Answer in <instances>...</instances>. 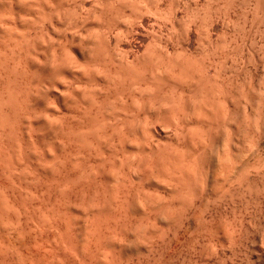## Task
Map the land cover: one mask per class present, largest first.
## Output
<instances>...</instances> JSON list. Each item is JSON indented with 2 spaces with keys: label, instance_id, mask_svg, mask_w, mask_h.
I'll list each match as a JSON object with an SVG mask.
<instances>
[{
  "label": "rangeland",
  "instance_id": "1",
  "mask_svg": "<svg viewBox=\"0 0 264 264\" xmlns=\"http://www.w3.org/2000/svg\"><path fill=\"white\" fill-rule=\"evenodd\" d=\"M2 1H3L2 3H4V0H2ZM60 1L62 2V0H60ZM60 1H56V0L54 1L55 3H57L56 4L57 7L59 6L58 2L61 4V6H63V2L65 0H63L62 3ZM68 1L69 0H66V3H68ZM70 1H73V0H70ZM70 1L68 3L69 5H71ZM0 2H1V0H0ZM45 2H47V0H45ZM45 2H44V4H45ZM81 2H83V3H81ZM99 2H101L102 4ZM106 2H108V3H106ZM48 3H50V1H48ZM74 3L76 5L78 3L82 6H80V5L75 6ZM64 4H65V2H64ZM4 5H5V7H3L1 4L3 9L9 8L7 6L6 1H5ZM65 5H67V4H65ZM65 5L63 6V8L67 7ZM72 5L75 7H73ZM72 5H71V7L68 6L67 9L69 12H70V10L72 12L71 8L73 7L75 10V11L74 10L73 11L76 14H78V18H76L77 15L76 16L74 15L75 17L72 16V13H74V12H72L70 14L73 17V19L72 18H69V19H72V21L76 22L75 26H74V22L72 23L74 26V27L72 26L74 28L73 29L74 32L71 30L72 33L71 32L70 33L74 34L75 31L77 32V30H78V32H79L81 30L80 31L81 32L80 37L81 36L86 37L87 34H85V31L87 29V30H89L88 34L93 35V40H95L96 42H92L91 41L92 36L90 38L89 35H88L89 37L87 36V38H90V39L86 38V40H89V42L91 41L90 43L87 42L85 40V38L83 39V37H81V40L83 39L81 41L79 39V36H75L74 38H75V41L77 43L74 41V38H70L71 36H74V35H71V36H70V34L67 35L68 34L67 32H69V27H70L68 24L70 22H68L69 19L67 18L66 15H68L69 12L64 9L66 11V13H64L65 11L63 12V10H61V8H60V10L62 12L61 11L60 12L62 14L63 19H60V18L59 19L65 21L64 16H63V15H65V19L68 20L67 21L68 24L63 23V25H67L66 26L67 29H66V27H64L65 29L63 28L62 31L65 32V30L66 31L68 30L65 33L66 34L65 38L63 37L64 35L60 36V34H62V33L57 34L58 33L57 29L60 31V29L62 28V26H61L62 24H60V23L63 21L58 23V26L53 27L56 29V35L57 36H55L54 30H50L51 28L48 29V26H50L49 24L52 22V21L50 22L48 20L51 17V13L53 15V12H51L52 8L50 11L48 8H45V10L48 9V12H46L47 14H44L45 12L41 13V14H44V16H46L45 17V19H46V18H48V16H47L48 13L51 12L49 18L47 19V21H49L50 23L47 22V24H46L45 23L46 21L43 22L44 28L42 30L43 31L42 34H44L47 31L46 30V26H47L48 34L47 33H45V34H47V36L49 38L46 39L47 38V36H46L44 38L45 41H47V40L51 41L49 39H50L51 33L53 32L54 35L52 34L53 35L52 38L54 40H56V42H54V43H53V41H51L53 44L57 43L58 42L57 39H60V37H62L61 38L62 41H60L61 43L59 42L58 45L65 47L66 46L65 44H67V47L71 46L68 49L70 51L72 49V53L74 52L73 55L75 57L77 55V57L81 56V58H82L81 53L78 52V50H79L78 48H80V52H82V51L84 52L83 57H85L84 59H86V61H87L84 63L85 64L87 63L86 65H89L92 68L93 71L91 70L90 74H91V77H93V75H94V78H95V83L92 82V81H94V79L91 80V82L94 83V84H91V88H92L91 93H92V90H93L95 84H97V81H98V83L100 84V86L103 90L106 89L105 85L109 86V87L107 86L108 87L107 90L109 88H111L110 90H108V92H110V93H107V91L105 90L104 91V92H106L105 94H107L110 97H114V95L119 96V91L118 92L115 91V88H113V87L115 86L116 83H119V81H120L122 83L124 82L123 83L124 85L126 84L125 85L126 88H124L125 86L123 84L122 85L124 87L121 85V83H119L120 86H122V88L124 90H122V89L120 90L119 89L120 86L117 87L118 89H116V90H120V93H121V91H122V93H124V92L128 93L131 90L132 93H129V94H131V96L132 95L136 96L137 90L139 88L141 89L142 87H144V85H146V83L151 81V79H152L151 75L153 73H154L153 75H155V73H157V74L159 73L161 76L162 73L166 72L165 70H167L166 73H169L174 68H175L174 70L176 72H174V70H172L171 73L174 72V73L178 74L177 72H180V71H181L180 73H182V72H184V70H182L183 68L179 69V67H184L186 60L188 61L189 58L193 61H191L189 59L191 61V63H190V61H188V63L186 65L190 66L189 64H192L191 66H197L198 68L196 67V69H195V67L190 68L191 66L190 67L185 66L186 70L184 73H186L188 71V73H186V74L183 73V76L186 75L185 78L187 76L188 77L189 76L195 77L194 74L196 73V71H198V72L200 71L199 66L201 67V65H202V67L207 66L206 68H208L209 65L211 64L212 66L210 65V67H212V68L209 67L208 70H206L204 68L202 69V67H201L200 74H202L201 72H203V70H204V72H203L204 75H202V76L207 75L208 78L203 77V79H202V77L198 75L199 73L198 74L196 73V75H198L199 78H201V79H198L197 78L198 76L196 77L198 80L201 81L200 83H195L197 86H198V84H200V86H198L197 88H195L196 86L193 82H192L193 86L192 85L189 86L190 82L193 79L196 80V78H193V77H191V78L189 77V79L186 78L187 81H185L184 77H181L182 75H180V78H179V76H178V78L177 77L175 78V76H174L175 74H171L175 79V80H173L172 79L173 77L169 75L170 73L168 74L169 79L167 77V74L164 73L165 77L163 74L162 75L165 79L166 78L167 79L165 80L163 78L162 79L163 81H161V83L163 82L164 84L160 85L161 84L160 80L162 77L154 76V78H153L154 81L157 79V77L160 79V80H158L159 82H157V80H156V82L158 84L157 86L161 87L163 90L161 88L159 90V87L157 88L156 83L154 82L156 89L153 88L152 89L153 91L151 90V93H150L151 88H148V87L154 86L153 82H150L151 84L148 83L147 85H149V86L146 85L147 88H146V86L144 88H146V90H149V93L151 95L149 96L147 94V96H143L145 93L148 92L145 89H143V90L146 92H144L141 89V90H139L140 93L138 92V94H141L142 98H145V99H143L144 101L147 100L146 97H148L149 103L151 102V104H152V102H153L152 100L154 98V100L157 102L156 105L154 103L155 101L153 102L155 105L154 108L156 110L155 112H156L157 116L155 115L154 111L152 113V111L148 110V109L154 110V108L153 107L152 108L147 107L149 104L148 103L146 105L147 101L144 104L146 105V108H147L146 110H148L149 112L148 111L146 112V110L144 109L145 108L143 106L144 104L141 105L143 102H141V104H140V101L139 100L137 101V103L140 104L139 106H141V107L143 106L142 108L139 107L138 104H137V107H135L136 105L134 106L132 104H129L130 101L127 100L130 97L129 94H127V96L129 95V97H126V95L124 97L123 96L124 94H122V95L120 94L124 98L123 102L121 101L122 104L120 105V106H122V105L124 106V107H122V109L125 108L126 111L131 110L130 112H134V116H136V118H135L136 121L134 120V116H133V120H134L133 121L132 117H131L133 115V113H131V115H128L129 113H127V117H131L130 122L132 124L129 122V118L128 119L124 118V117H126V114H125L126 112H124V114H125L124 117L121 116V115H123V114H120L123 112V111H121V109L119 110L121 112L118 111V113L120 114L119 117L124 118V122L121 121L123 119H119V117L117 116L118 114H117L116 110H118L117 108L118 107L120 108V106L118 105L119 102L117 103V101H115V100L117 99L119 101L118 96L115 97L114 103L111 104V102H113V100L111 102H108L109 100H106L107 95H106V97H105V95L103 96V94L101 95V93H103L102 90L101 89L98 90L100 88V86H98V89L96 88L97 91L94 88L93 91H96L95 92L96 96H98L99 98H101V97L105 98L104 100H106V103L107 102L109 103V104L107 103L106 105H109V106H110V104H111V106L114 105L113 106L114 107V113L116 112V114H117L116 116L118 118H116V119L117 120L119 119L118 122L120 121L122 124L125 123L126 125H127V123L125 122V120L127 119L126 121L129 122L128 124L130 126L128 125L126 127L124 124H123L124 125V127H123V126H120L121 123H118L119 124L118 126L123 127L122 130L120 127H118V129H120V131L116 130V131H118V134L121 131H124V130L125 131L127 130V131L126 132L124 131L125 134H124V132H121L123 134H119V136H118V134H116V136H114V141L112 140V142H114L113 144H115V141L119 142L118 139H120V141H121V137L123 138V141H125V143L122 142L123 146L128 144V143L130 144L132 139L136 138V139H134V142L133 141L131 142L132 143V144H130L131 146L128 144L124 147L126 149V151H125V149L123 150L122 148H119L118 142H117L118 145L116 144L117 146H115V145L114 146L118 147L119 149L113 148L114 146H112V145L108 146L109 148H111V149H108L107 144L109 142L112 144L111 139H113V135L115 134L114 132H116V131H114V129L115 128L117 129V126L115 127V125H113V124H111V125H113V127H111L112 129L110 128V123L108 122L109 121L108 119L112 118V120L114 119V121L116 123V121H117V120H115L116 116H114L115 114L114 115L111 114V117H110V113L111 112L113 113V109L111 111L109 109V107H107L109 110L107 109L106 111H108V112L110 111V113H109L110 118L108 116H106V115H108L107 114L108 112L106 113L103 110L105 112L104 115L105 114L106 115L102 119H104L106 121L108 120L107 122H105L107 126L109 124L108 127H106V126L104 127L107 130V132H105V134L109 133V132L114 133V134H112V138H109V136L111 134L110 135L107 134V139L108 138L110 139V140L108 139L109 141L106 138L103 140L102 135L105 136V134H103V132L106 131V130H104V128L101 129V132L98 130L101 133V136L97 135L96 133H95V135L93 134L94 132L92 131V129H94L93 127L97 123H95V124L93 123V126L91 127L92 123L88 124V122H86L87 118H86V120L84 119V116H82V114H83L82 111H83L84 107H87V109L85 108V110H87V112H88L89 111L88 109L90 107L93 108L96 106L91 105V102L87 103V104H89V106L91 105L90 107L83 106V103L87 99V96L85 97V100H84V99H82L84 97L80 98L81 96H79L81 93H78V95L76 93V96H75V94L73 92L76 88L71 89V87L76 86V83H79V82H77V81H79L77 79L81 78V74H83V73H80V77H79V74L76 71L77 69H72L73 71L74 70L76 71V72L74 71V74L70 73L71 72L69 70L70 67H68V70H67L69 72V74H71L73 76L75 75V73H77V75H78L77 79H76L77 75H75L74 79H73V76H72V79L69 75L66 76V80L71 79L70 81L67 80L68 83L71 82L72 80L74 82H76L74 84V86L72 85L73 84L72 82H71L72 84L71 83L68 84L66 82L68 85H66L65 88H67V90H68V88H70L69 90H72V91L68 90L69 94L73 93V95L76 97V99L78 97H79V100L82 99V100H80L81 104H79L78 106H75V105L73 106L71 104L72 100L68 99V98H70L68 96V91L66 89H64L63 87H61L60 84L58 85L60 88H58V86H57V88L55 87L56 89H58V90H56V92L54 90L55 84H53L54 92H52V85H50L49 82L51 83L52 80H54L52 78L55 75L52 77V75L54 74V71L50 69L51 67H49L50 71L47 69L48 67H47L46 63H48V62H46V60L49 61L47 59L48 57L45 58L43 56L44 52H43V54L38 53V52H42L43 51L42 49H41L42 51H40V49L37 50L38 48L36 49L38 51V52L36 51L37 55H38V60H44L46 63L41 62V61H39V62L37 61L36 63L34 62V59L37 60V55L34 56V54H33V53H35L33 46L34 45L36 46V44H34L36 41L33 40L35 42L32 43L33 41L30 39H35V37L37 38L38 36L43 37L40 34V32H42V31L39 32L40 35L37 34L34 38H32L33 37L32 36L29 39L30 40L29 43H31L30 45L34 44L32 47L29 45V49L32 48L33 52L31 50H29V51H31V53L34 57L32 55H30V53H29L30 56H27L28 55V53H27V55L26 54L25 55L28 58H26V56L23 54L24 55L23 57L30 60V61H28L30 63V66L34 65L33 63H35L34 66H36L38 64L37 66L39 68H41L40 71L39 70L37 71L36 70L37 67H36L35 68V70L37 71L36 72L33 68L34 66L33 67L31 66L33 69H31V67L28 65H25V66H28V68H26L24 66L25 70H24V68H22L24 65L22 63V61L26 60V59L24 58V59H22V61H20L22 58L21 57L22 55L19 52V49L17 47H15V50H13V51L16 53V50H18V52L20 54L18 53L19 55L18 54L17 55L21 58L15 57L16 55H13L14 52L11 53L10 50H12V44H11L12 39L6 38V37H8V35H6V33H7L6 29H4L5 35L0 34L1 35L0 37L2 39V35H4L3 40H5V39L11 40V41L8 40V42H7V40H5L6 45H8L7 43L11 42V43H9V46L11 47V49L8 47H5L6 45H3L4 41L1 39H0V41L1 42L3 41V44L0 43V45H3L4 48H8L9 53L5 49V55L6 56L8 55L7 56L8 58H10L9 56L12 55L14 62L12 61L13 60L12 58H10V59L7 58V59L10 60L9 61L10 63L12 61L14 64H15L16 60L19 61L18 62L19 64L21 62L20 65L15 64L16 70H14L15 69L14 67L13 68L9 67V65L11 66L12 63L11 64L8 63L7 67H9L8 69H11V70L10 71L7 70V72L12 73V74H10V76H12L13 74L17 75V76H14V78L15 77L19 78V76H20L21 78H19L17 80L19 81L21 79L23 82L21 80L19 82H17V81H15L16 78L14 79L13 77H11L14 80L12 79L11 83L9 84V83H7L6 79L5 80L3 79L4 77L2 76L3 77L2 79L4 80V82L6 81L8 86L11 85L12 82L14 84L9 86L10 88L5 87L6 84H3L4 87L2 86V84H0V86H1L0 87V91H1L0 96L2 95L0 97V100L3 96L5 98L6 95H9V96L12 95L11 91L14 93L12 95L14 98V96H16V94L19 91L18 89H20V90L25 89L22 86H24V85L26 86V83H28V81L31 82V85L33 86V87H30V83L27 84V86L30 87V92L32 90L31 94L34 97H32V95L29 93V90L27 91V89H25V91H27L30 94V96L28 94H25L27 92L24 93V90H23V93L25 94V96L28 95L29 98L31 99V97H32L31 100H33V102L30 101V103L32 104L31 107H28V104L25 106L26 103L22 104L23 101H22V103L20 101V100H23L22 97L24 98V95H22L23 94L22 91H20L22 93V94L20 93L22 97L20 96L21 97L20 98L17 96L20 99L15 97L18 101H20L18 103H21L23 106H25L28 109V111L31 109L33 112L30 110L29 111L30 116H29L27 111H25V113L27 115L26 117H28V118H24V116H22V115H21L22 117L20 118L16 113L15 114L13 113L15 111L9 110L11 114L13 113L14 115L18 116L20 119L18 117H15L16 123L11 124L12 125L11 127H13V129L12 128L11 129L14 132V136H13V134H12L13 132L11 130H10L11 131L10 133L12 135H10V133L7 131V132H3L5 134L0 136L1 137L0 138V140H1L0 145L4 142L3 145H1L2 147L0 146V150L5 151V155H4V152H0L1 153L0 158L4 157V159H2L3 162L0 161L1 162L0 163V171H1L0 174H2V176H0V182H1L0 186L2 185V187H0V190H2L1 192H3V193L0 192V197H1L0 200L3 199L2 205H0V207L2 206L1 207L2 209L1 208L0 209L1 210L8 209L7 208L8 204L5 207H3V205H5L4 204L5 199L7 201L9 199L8 202L6 201L7 203H10V201L11 202L18 201L16 203H17V206L20 207V208L17 207L18 211L15 208V210L17 211V214H15L16 211L14 212L13 210H10V207H9V210H6V211H8V214H9L8 216H7V214H5L6 211L0 212V215L3 216V217H0V221H1L0 222V239L4 240V242L0 240V246H2L1 243H3V245L5 244L4 247L6 248L5 249L3 247H0L1 248L0 249V264H84V262H85V264H264V250H263L264 249V246H263L264 245L263 244L264 243V195H263L264 194V183H261L264 181V0H112V1L111 0H75V2H72ZM1 6H0V9L2 8ZM90 6H91V8H90ZM46 7L50 8L51 6H50V4H48ZM55 7L56 6H54V10L57 9ZM79 11L82 13H80ZM67 12H68V14H67ZM86 12H87V14H86ZM104 12H105V14H104ZM97 13H99L100 15ZM102 13H103V15H102ZM80 15H81V17L79 18ZM42 16L40 15V17H42ZM54 16L55 15H53V17ZM85 16H86V18H85ZM83 17L85 18V20L88 18L89 22H88V20H86L87 21L86 22ZM42 18H44V17H42ZM81 18L85 21V22L84 21L82 22L83 24L81 23L83 26L82 28H81V26L79 27V25H81V24H79L80 21L78 22V20H76V19H80L82 21ZM51 19L53 20L54 18L51 17ZM57 19L58 18H56V20ZM56 20L55 19L53 20V22H54L53 25L57 24L58 20L57 21ZM90 20H91V22H90ZM1 22H2V20H1ZM1 22H0V25L2 24ZM3 23H4V21H3ZM24 24H22V25H24ZM2 27H4V24ZM50 27H52V25ZM57 27H59V28H57ZM72 27H71V29H72ZM84 27H85V30H83ZM75 28H77V30H75ZM25 29H27V28L25 27ZM25 29H23V30L25 31ZM93 30L95 31V33ZM0 31L3 32V30H1V29H0ZM26 31H28V30H26ZM87 32L88 31H86V33ZM98 33H99V36L97 35L98 36L97 37L95 34H98ZM78 34L79 33H77V35ZM58 35H59V37H58ZM94 36L96 39L94 38ZM102 36H104V37L102 38ZM100 37L102 39H105V38L106 39L102 40V42H100V40H101ZM42 39L43 38L40 39V37H39L38 41L41 42ZM44 39H43V41H44ZM77 39H78V41H77ZM65 40H66V42H65ZM67 40L69 42H67ZM43 41H42V43L44 45L45 41L44 42ZM70 41H72V43L75 42V43H73L75 45L70 43ZM51 42H45V45L47 43L49 44ZM62 42L65 46L62 44ZM79 42H81V43L79 44ZM42 43L37 44V45L41 46ZM85 43H87V44H85ZM91 43H92V45H90ZM93 43H95L94 46H93ZM82 44H84V45H82ZM88 44L90 45V47L92 46L91 49H89L90 47L87 49V47L89 46ZM102 44H103V46L100 47ZM40 46H36V47H40ZM85 46H87V47H85ZM47 47L45 46V49L49 48V47L48 48ZM74 47H75V49H74ZM82 47L84 50L81 49ZM40 48H42V47H40ZM106 49L109 50V52H107ZM86 50H91V52L86 51ZM95 50H96V52H95ZM98 50H100L102 52V56H103L102 59H99V58H101V52ZM104 51L106 52V54L108 53L109 55H111L113 57L112 58L113 61L110 59L108 60V58L111 57L108 54H107V58L104 56L105 55ZM6 52H7V54H6ZM45 52H46L45 54H47V51H45ZM86 52H90L91 54L90 55H89V53L86 54ZM22 53H24V52H22ZM39 54L42 55L46 60L43 59ZM78 54H80V56ZM92 54H93V56H92ZM86 56H87V58H86ZM97 56L99 58H97ZM29 57H33V59H29ZM88 57L91 59L92 65L90 64V61H89L90 59L87 60ZM92 57H93V59H92ZM104 57L108 60L107 61L108 63H111L114 66V68L112 66V69H111L110 64H109L110 67L106 64L107 67H109L111 69V70L109 69V71H108L109 73L112 72V74H115V73H117L116 71H118V69H119V71L122 72L120 75H123L124 68H123V70L121 69V67H123L122 63L120 61V59H121L122 62H125V63L128 62L127 64L130 63L127 66L125 63H123V65L125 64L124 66H126L125 72L129 71V74H130L132 71L133 72L136 71L135 75L132 72L133 77L130 74V78H132L134 81L135 80L138 81L137 83H139V82L142 83L145 79H148V81H146V83L143 82L141 84L142 86H140V84H139L140 87L136 84L138 86V89L136 90V88H137L135 86L136 81L131 82L132 79L129 78L128 74H126L125 77H122V80H121L120 75H118V74L112 75L110 73V75L115 76V78L118 75L119 80L117 78L115 80L114 77L107 75L110 79V80L109 79L108 80L110 82L112 80L113 81H112V85L110 83L105 84L104 81H106L107 79L105 78L106 80H103L104 78L102 76H104L105 74L102 75L103 74L102 68L104 67V69L106 71L108 69H107L106 65L105 66L100 65V64L106 63V61H105L106 59ZM158 57H159V59H158ZM16 58H18V59H16ZM96 58H97V61H96ZM118 58H120V59H118ZM171 58H173L174 61L171 60ZM202 58H203L204 62L202 61ZM78 59L80 60V62L83 63V61H84L83 58H82L83 61L80 58H78ZM114 59L116 61L118 59L120 61V63L118 61L117 62L114 61ZM207 59L210 60L211 62L207 61ZM8 60H7V62H8ZM31 60L33 61L32 63H31ZM94 60H95V62H93ZM100 60H104L105 62L104 61H102V63L98 62ZM136 60L140 61V62H137ZM150 60H151V63H148V62H150ZM162 60L163 61L165 60V61L163 62ZM166 60L169 63V64H167L168 68L166 65V63H167ZM180 60H181V62H180ZM194 60L198 63H195ZM160 61H162L164 63V66L162 65L163 63ZM24 62L29 64L27 61H24ZM97 62L100 64H98ZM114 62H116V64L118 63L117 66ZM209 62H210V64H209ZM43 63L46 65V67H44L45 65L43 66ZM131 63H132V65H131ZM133 63L136 64V67ZM147 63L149 64V66L147 65ZM171 63L177 64L179 66L177 68L178 70H176V67L175 66L173 67V65ZM182 63H183V65H182ZM39 64H42V65H39ZM96 64L98 66L100 65L101 68L98 69V66H96ZM120 64H121V66H120ZM145 64H146V66H145ZM197 64H199V65H197ZM21 65H22V67H20ZM48 65H49V63H48ZM151 65H152V67H151ZM165 65H166V69H165ZM169 65H172V66H170V67H172L171 70H170ZM17 66H19V67H17ZM40 66H43V67H40ZM115 66L117 67V70L113 72V69H116ZM129 66L131 68H134V69L131 70L129 68ZM53 67L55 68L56 66L53 65L52 69H53ZM137 67H139V68H137ZM153 67H155V68H153ZM149 68H151V69L153 68L152 74L150 71L151 69H149ZM163 68L165 69L164 71L162 70ZM188 68H190L191 72L188 70ZM17 69H19L20 71ZM22 69L26 72H24V71L22 72ZM27 69H29L31 73ZM44 69H46V70H44ZM42 70H44V71L42 72ZM99 70H101L100 71L101 73L99 72ZM193 70L195 71V73ZM51 71H53V73L51 75L52 78L49 76L51 78V80H50L48 78L47 73L50 74ZM206 71H207V73H205ZM219 71H220V73H219ZM14 72H17V73H14ZM79 72H81V71L79 70ZM96 72L100 73L101 75L97 74ZM215 72L219 73V74L217 73L218 77H216L217 75H215L216 78L213 77V79H211L210 76L211 75L213 76V74H216ZM42 73H43V75H42ZM136 73L139 75L140 74L142 75V73H143L142 76L146 77L148 75V77H146L145 79H144V77H142L143 81L141 82V80H140L141 78L138 79L137 77H139V75H136ZM190 73L193 75H191ZM18 74H20V75H18ZM24 74H26V75H24ZM95 74H96V77H95ZM23 75L25 78L23 77ZM29 75L30 76L32 75V76L30 77ZM45 75L47 78H45ZM88 75H86V76H88ZM99 76H101V77H99ZM107 76H105V77H107ZM127 76L129 78V80L128 79L125 80V78ZM33 77H35V78H33ZM39 77H41V78H39ZM68 77H70V78H68ZM84 77L85 76L82 75V78H81L82 80L80 79V81L84 82L83 80H86L85 79L86 77L85 78ZM89 77L90 76L87 77L88 78L87 83L91 79V77H90V79H89ZM134 77H136V78H134ZM99 78H100V80H99ZM204 78H205V82H204ZM209 78L211 80L216 79V81L215 80H214L215 82L211 81ZM2 79H0V80L2 81ZM46 79H48L50 81H47ZM56 79H57V77H56ZM59 79H61V78H59ZM75 79H76V81H75ZM64 80H65V78L63 79L62 83L64 82ZM123 80H125V81H123ZM195 80H194V82H195ZM1 81H0V83H1ZM34 81H35V83H37V82L38 83L35 84ZM58 81L60 82V80H58ZM126 81L127 82L130 81V83L134 82L133 83L134 85H131V86L134 88L135 91L132 90L133 88L131 86H129L128 85L129 83L127 84ZM169 81L171 83L173 82L172 85H170ZM181 81H183L184 83ZM206 81L207 82L210 81V83H212V84H210L212 86V88L210 86H208L209 84L206 83ZM82 82L79 83L81 85L80 88H82V86H83ZM180 82H181V84H180ZM2 83H3V81H2ZM41 83H44V84L41 85ZM55 83H56V81H55ZM102 83H104L105 85L103 84L104 86H102ZM167 83H169V84L166 85ZM201 83H202V85H201ZM56 84H58V82ZM109 84L113 87H110ZM119 84H116V85H119ZM203 84L206 88H204ZM13 85H14V87H13ZM15 85H17L16 86L17 88L18 87H20V88L17 89L15 87ZM69 85H71V87ZM80 85L77 84L76 87H78ZM175 85H177V86L175 87ZM35 86L36 87L38 86L39 88H36ZM46 86L49 89H47V88L44 89V87H46ZM67 86H69V87H67ZM127 86H129L132 89L128 88ZM163 86H165V87H163ZM201 86H203V87H201ZM11 87L13 88V90H11ZM29 87H26V88L29 89ZM168 87H169V89L172 88L171 91L173 89L176 91L171 92L167 89ZM200 87H201V89H200ZM1 88H3V89H1ZM7 88H9L8 90L11 94L6 92ZM80 88L78 87L77 90H79ZM207 88H208V92L207 91L206 92L208 94L206 92H202V91L200 92L199 91L202 89H203V91H205ZM4 89H6L5 93H4ZM39 89H40V91H39ZM62 89L66 90V91H63ZM126 89L127 90L129 89V91L126 92L127 91ZM112 90L114 92H117L118 94L115 93L113 95L114 92ZM219 90L222 93H219ZM37 91H39V93ZM59 91L61 93V96H60V94H56L57 92L59 93ZM81 91H82V89H81ZM98 91L101 93H97ZM142 91H143V94H142ZM46 92L49 93V94H47L48 100L44 101V99L46 98ZM78 92H80V91H78ZM153 92H154V95L152 94ZM156 92H158V93H156ZM199 92H200V94H199L200 97L198 95ZM209 92H212V93H210L212 95L211 98L208 97V96H210ZM53 93H54V97H53ZM204 93H206L207 95H205ZM50 94L52 95V97ZM62 94L64 97L62 96ZM98 94H100V95H98ZM170 94H171V96H169ZM17 95H19V93ZM40 95H42L43 97L45 96V98L43 100H40L43 98ZM121 96H120V98H121ZM138 96L139 95L136 96L137 99H138ZM165 96H167L168 99ZM7 97H6V99H7ZM38 97H40V98H38ZM161 97L162 98L164 97L165 100L162 99ZM206 97H208V98H206ZM4 98L2 99V101L5 100L7 102L8 99L6 100ZM13 98H10V99H12L13 101H16V99L14 100ZM71 98L73 99L72 95H71ZM123 98H121L120 100H122ZM202 98H206L205 99L206 102H204L205 100ZM57 99H59V100H57ZM65 99H67V101ZM107 99H109V98H107ZM111 99H113V98H111ZM139 99L142 100L141 98H139ZM157 99L161 102L159 103V101H157ZM174 99H175V101H174ZM183 99H184V102H182ZM207 99H208V101H207ZM74 100H73V102H74ZM79 100L76 103H79ZM83 100H84V102L82 103ZM125 100H127L128 104L132 105L133 107L132 106H131L132 108L127 107L128 109H126V107L124 105ZM177 100H178V102H176ZM179 100H181L182 103ZM202 100H203V102L201 103L200 101H202ZM9 101H11V100H9ZM36 101H38V102H36ZM61 101L63 102V104ZM35 102L39 103V105H36ZM45 102H46V105L49 103V106H51L50 104L53 103L52 106L54 108L52 106H51V108H53L54 110H56V108H57L56 114H58V117L60 120L62 119L61 122L62 121L66 122V123L69 122L67 125L65 123V126H67L65 129L58 127V128H61V132H60V130H58V128L56 129L59 132V135L62 134V132H63V134L64 133L68 134V132L66 133V130L70 131L69 129L71 127H73V125H74V127L72 129H74L75 127L76 128L78 127L77 129H79V130L82 129L83 126L84 127L87 126L86 128H88V125H90L89 126L91 129L90 132L91 131L93 132V133H91V135L86 133V132L89 133V130H87L86 128H83V129H84V131H86L85 134H87L88 138H90L88 140L92 141V142L90 141L92 143L91 146L93 145V141H94V145H95L96 141H97L96 143H99L98 140L102 139V141H100L101 144L107 142V144H105V146L107 147L106 150L104 149L105 148L103 146L104 144H102L101 146H103L104 148L103 147H101V148L104 149L105 151L103 150V153H100V151L102 150L101 148L98 151L100 143L98 144L97 149L94 148L95 150H92L91 147H89V144H87L88 146L86 145V143H85V141H87L86 139L84 140L83 137L81 139V136L79 135L81 141L83 143H85V145H84V144L80 143L81 142L80 139H77V138H79L78 135H77V138L75 137V135L74 136L72 135L74 133H70V135H72V137H75L73 139L68 134L69 136H67L66 138L70 139V137H71V139H70L71 143L67 142L68 139L65 140L67 142L66 143L62 138L66 135L63 136V134H62L61 135L62 137L58 136L57 135L58 132H56V130H54V129L49 130L48 127H46L47 123H46V125H44L45 127L43 126V130L41 129L42 127L40 126L41 127L40 129L42 130L41 131L38 128L40 125V118H38L39 117L38 107L39 108L42 107L43 106L42 104H45ZM126 102H125V104H126ZM164 102H165V104H164ZM59 103H60V105H59ZM166 103H168V104H166ZM173 103H175V104H173ZM21 104H16L17 107L14 104H12V105L10 104L11 106H9L8 104L7 105H8V107H10V109L13 106H15L13 108L17 109L18 105L20 107ZM33 104H34V106L36 105L34 107L35 109L33 108ZM179 104H181V105H179ZM22 105H21V107H22ZM65 105H68V106H65ZM80 105L83 106V108L80 107ZM115 105H117L116 108H115ZM154 105H152V106H154ZM60 106H61V108H60ZM62 106H64L65 108L68 107V108H66L68 110V112ZM72 106H73V108L74 107H77V108H74V109L72 108L70 110V107H72ZM149 106H150V104H149ZM25 107H23V108L25 109ZM78 107H80V108H78ZM134 107L137 110H135ZM138 107L140 109V113H141V111H143L142 109L145 110V111H143L144 114L139 113L140 116H142V114L144 115V119H143V117H140L143 120L138 119L139 117L137 118L136 113L139 110ZM156 107H157L159 112L157 111ZM23 108L21 110H24ZM78 109H81V110L79 111ZM93 109L95 110V109H97V107L93 108ZM93 109L90 110V114H87V112L84 110L85 111V113H84L85 117H87L86 115H89L88 117L90 118L91 117L90 115L92 114V118H94V116L97 115L98 112H100V110L98 111V109H97L98 112H94ZM133 110H135V111H133ZM18 111H20V109L17 110V113H18ZM66 112L68 115H72V117H74L75 119L69 118L68 115L65 117ZM145 112H146L147 116H145ZM157 112H158V114H157ZM230 112H232V113H230ZM10 113H8V114H10ZM19 113H22V111H20ZM79 113H81V114H79ZM101 113L103 114V112H101ZM101 113L97 117L102 116ZM33 114H34V116H33ZM54 114H55V112H54ZM56 114H55V117L57 116ZM149 114H151V116ZM60 115H63L62 118ZM31 116H33L34 119H32ZM77 117H79V118H77ZM80 117H82V119L84 121L81 120ZM106 117H108V118H106ZM146 117H148V120ZM23 118L25 119L26 122L24 121ZM92 118H91V122H93ZM95 118H96V116H95ZM99 118H101V117H99ZM72 119H73V121H71ZM79 119H80V121H83V123L79 122ZM137 119L139 120V122ZM19 120L22 121V123ZM28 120L32 121V123L31 122H29V123L32 125V128H34L33 130H31L32 128H31V125L28 123ZM19 122L23 126H21L19 124ZM24 122L27 124L24 125ZM64 122L62 123L63 125H64ZM134 122L136 124L138 122V127H139V125H140V127L144 126L143 127L144 129H142V131L148 130L146 133L147 135L144 132H143V134L139 135L137 132L141 133L142 131H140L141 130V129H139L140 127L138 128V127H136L137 125L136 126L134 125L135 124ZM85 123H87V124H85ZM111 123H114V122H111ZM149 123H151V124H149ZM17 124H19V126H17ZM62 124H61V126H62ZM98 124H99V127L101 128V126H100L101 124L100 123H98ZM33 125H34V127H33ZM35 125H37V126H35ZM70 125H71V127H70ZM132 125H134L137 128V130H139V131H137L135 128L133 129L135 131H133L132 129H127L128 127L133 128ZM20 127H22V130L20 129ZM24 127H26L28 130L30 129L31 131L29 130V132H28V130L26 129V133L23 132V130L25 131ZM99 127L96 126L95 130L98 129ZM16 128H17V130L20 131V134H21V132H23L24 134L22 133L19 137V133H18L19 131H17ZM37 128L39 131L37 130ZM108 130H110V131H108ZM131 130L133 132H136V134H134V133L132 134ZM231 130H233V131H231ZM15 131L17 134L15 133ZM34 131H37L36 134ZM40 131H41V133H40ZM84 131H82V132H84ZM98 131H97V133H98ZM129 131H130V133H129ZM32 132H34V133H32ZM50 132H52V133L50 134ZM71 132H73V131H71ZM230 132L232 133V135ZM0 133H2V132H0ZM6 133H8L9 136L7 135V137H5ZM100 133H98V134H100ZM229 133L231 136L229 135ZM30 134H32V135H30ZM34 134L36 135V138L34 137L35 136ZM40 134H41V136H40ZM144 134L146 135V137L144 136ZM135 135H137V137ZM11 136L13 138H11ZM39 136H40V138H39ZM95 136H97L98 138L100 136L102 138L101 139L93 138ZM133 136H135V137H133ZM148 136L151 138H149ZM2 137L7 138V139H4V141H3ZM9 137L13 141H15V140L16 141L15 142L11 141V139ZM230 137H232V139H230ZM51 138H53V139L50 141L49 139H51ZM138 138H140V140L143 142H141ZM227 138L230 140V144H229V140L227 142L230 145V146L228 145L229 148H227L230 151V153L225 148V150L227 152V153L225 152L226 156L225 155L223 156V157H226V162H225V161H223V160H225V158L223 160L220 158H222L221 155L224 154L222 152L223 151L222 149L224 148V145H225L224 141ZM8 139H10V140H8ZM26 139L28 140L29 143L26 141ZM31 139H33L32 140L33 142L30 141ZM44 139L48 140L47 143H46V141L44 142ZM74 139L76 141H75V143H72V142H74L73 141ZM93 139H95V140H93ZM5 140H7V144H6ZM38 140H39V142H38ZM78 140L80 142H78ZM135 140L137 142H139L140 145H139V143L137 144V142L135 143ZM103 141H106V142H103ZM30 142L32 143L31 145H32V147L34 146L36 151L32 147L29 148ZM48 142L50 144H48ZM76 142L79 144H76ZM18 143H20V144H18ZM27 143H28V146L25 145ZM9 144L12 147L9 148V146H10ZM51 144L53 145V149H52ZM66 144H68V145H66ZM69 144H71L70 147H69ZM80 144L82 147L80 146ZM141 144H143V145H141ZM50 145H51V148H49ZM83 145L86 147H83ZM94 145L92 146V148L94 147ZM96 145H95V147H96ZM135 145L141 146L142 149H141V147L135 146ZM15 146L17 149L15 148ZM19 146H21V147H19ZM123 146L120 145V147H123ZM128 146L132 147V148L130 149ZM226 146H227V144H226ZM18 147H19V149H18ZM44 147L48 151L44 150L45 149ZM67 147H68V149H66ZM87 147H88V149H91V150H88ZM133 147L134 148L139 147L140 149H137V152H136L135 151L136 148L134 150ZM21 148H22V150L20 151ZM74 148L77 149V151L79 149L78 152L81 155V157H80V155L77 153L79 160L76 159V158H78L76 156L77 154L71 153V152L75 151ZM4 149H6V150H4ZM50 149H51V151H50ZM112 149H115V151L113 150L115 153L113 151H111ZM117 149L118 150L121 149L122 151L119 153V152H117ZM7 150H8V153H7ZM13 150H15V153L18 152L20 154L17 153V155H16L13 152ZM17 150H19L20 152ZM25 150L27 153L25 152ZM42 150L44 152L46 151L45 152L46 155ZM9 151H11V152H9ZM29 151H30V154L32 157L28 153ZM31 151H34V152H31ZM59 151H61V152L59 153ZM84 151H87V152H85L86 154L84 153ZM37 152H39V155H36V154H38ZM41 152L44 154V157L45 156H46V158L49 157L46 159V161H44L46 163L43 162V160H45V158H43V154L40 155ZM49 152H52V154L51 153L49 154ZM53 152H54V155L59 154L58 156H60V158H59L60 161H61L62 155L65 158H67V160H68L66 163L65 158L62 157L65 160L64 163H63V161H64L63 159L61 162V163H63L64 167L62 166V164H59L60 162L56 161V166H54V168L57 167L56 169H58V173L56 172V169L53 168V170H52V166L54 165V163H53L54 160L51 161L53 163V165L50 164L51 163L50 160H52L53 157L55 160L58 159L57 155H56V157L53 155ZM62 152H63V154H62ZM88 152H89V154H88ZM91 152H92V155H91ZM122 152H123V155H122ZM138 152H139V154H137ZM66 153H68L67 155H69V157H71L70 159L66 155ZM75 153H76V151H75ZM2 154H3V156L1 157ZM8 154H9V156H8ZM10 154L11 155L13 154L14 157L16 155V157L15 158L11 157ZM27 154H29V156ZM136 154L138 155V157ZM231 154H233L232 158H229ZM6 155L8 156V158ZM33 155H35L36 157ZM51 155H52V159H51ZM228 155H229V157H228ZM257 155L258 156L261 155V156H259V158H258ZM17 156H18V159H17ZM96 156H97V158L99 156L100 157L102 156V158H103V156H104V158H103V160H101L100 157L97 159ZM123 156H124V159H122ZM255 156H257V157H255ZM5 157H6L7 161H6ZM10 157L14 160L12 161V159H10ZM19 157H21V160ZM24 157H25V159H28V160H25ZM38 157L41 159L43 158V159L42 160L40 159L41 161H38L39 160ZM94 157L96 158V161H94L95 160ZM32 158H33V160H31ZM107 158H108V160H107ZM119 158H120V160H119ZM217 158L219 161L217 160ZM227 158H228V160H227ZM260 158H261V160L258 161L257 159H260ZM71 159H74V160H71ZM99 159H100V161H98ZM231 159H233V160H231ZM9 160H11V161H9ZM36 160H37V162H36ZM75 160H77L78 162ZM112 160H114L115 162ZM118 160H119V162H118ZM249 160L250 161L252 160V161L250 162ZM4 161L5 162H8V161L11 162L10 165H12V166L16 165V162H17L16 166L18 169L21 168V170L18 171L17 168L15 170L14 169H7V168L4 169L5 168V166L3 165ZM21 161L23 163H21ZM28 161H30V162H28ZM33 161H35V162H33ZM70 161H73V162H70ZM102 161H104V162L102 163ZM107 161L110 163H108ZM120 161H122V163H121L122 166H119ZM190 161H192V163L194 162L193 164L191 163V165L193 167V170H191V171L195 172V176H193V175L190 176L191 171L190 172L187 171L188 168L192 169L190 167V164H189ZM215 161H216V163H215ZM221 161H222V164H221L222 166L224 165L223 162H225V165L223 166V167H225L224 170H226L228 167V164L229 163L231 164V162L233 161L236 163H233L232 165L229 164L228 168L231 169V166H233L234 168H232V170L234 172L236 169L238 171L243 170L244 172L242 171V174H244L246 172L245 171L246 169H241L242 167H244V168L248 169V172H246V174H244L245 177H243L244 175H242V178H241L240 171H239V175L237 174L238 173L237 170H236L237 171L236 173H232V171L230 169H229L230 173H228L229 170L228 171L226 170L228 173L227 174L223 169H221V168L219 169ZM245 161H246V163H245ZM39 162H42L43 166H42V164H39ZM69 162H70V164H69ZM74 162H76L75 167L77 169L73 168V166L75 165ZM217 162H219L218 166L215 167ZM18 163H19L20 167H19ZM71 163H72V165H71ZM88 163H90V164H88ZM93 163L95 164V167L93 166L94 165ZM177 163L179 164L180 167H183L186 170L185 171L182 168L185 172H187L186 174H185V172H183V170L181 171L179 166L176 167L175 164H177ZM187 163H188L189 167L184 166V165H187ZM250 163L252 165H250ZM38 164L40 165V167H36V166H38ZM48 164L50 165V167H48L49 166ZM57 164H59V165H57ZM64 164H66V165H64ZM77 164H78L79 168L77 167ZM99 164L102 168H100ZM212 164L213 165L215 164V165L213 166ZM226 164H227V167H226ZM238 164H239V167H238ZM22 165H24V167ZM44 165L48 169V171L46 168H43ZM60 165L62 166L61 167L62 169L60 168ZM69 165H70V167H69ZM83 165L85 167L87 165L88 166H87V168L84 169ZM174 165H175L176 169L179 168L178 170H180L179 171L180 173H182V172L184 173V174L182 173L183 175L181 174L182 182H181V176L179 174H177L178 172L176 173L175 168H174L175 170L173 169ZM194 165L197 166V167H195V168H197V170L194 168ZM235 165H236V167H235ZM241 165H242V167H241ZM249 165H250V167H249ZM26 166L31 167V168H29L30 170L27 169L28 167L25 169ZM254 166H256V169L258 171L255 169ZM1 167L6 171L8 170V172H10L11 175L13 172L11 170H14L13 173L14 174L16 173V175H18V176H16V175L15 176L18 178H16V179H15V177L13 178L14 175L11 177L10 173L4 171ZM32 167H33V169H32ZM88 167H90V168H88ZM96 167L99 170H97ZM213 167L216 168L214 173L216 172V170L219 169V172L224 171L225 174H227L228 176H229V174H232V177H233L232 181H234V183L230 181L228 183V185H231L233 183L232 184L233 187H232V185L228 186L227 183H225L224 187L228 186V188H226V190H224L225 188L224 189L222 188V190L224 192H221L220 189L218 190V188H217L218 185H217V183H215V180L218 183H219V181L221 182V178L223 177L222 176L223 174H222V172H220L222 175L219 173L222 177L220 175L214 174L213 171H211V170H213ZM63 168H65L66 170H63ZM81 168H83V169H81ZM93 168L95 169L94 173H93V171H94ZM106 168H108V169L105 170ZM109 168L110 169L112 168V169L110 170ZM42 169H44V170H42ZM50 169H51V171H50ZM70 169H71V171H70ZM80 169H81V171H80ZM100 169H102V170H100ZM194 169L197 171V173H196V171H194ZM61 170L66 171V172H64V174H63V172L59 174V172ZM116 170H117L118 174L114 173V172H116ZM20 171L21 172L23 171L25 173L22 172L23 173L22 174ZM40 171H41V173H39ZM72 171H74V172H72ZM121 171H123L124 173L123 172L121 173ZM2 172H5V173H2ZM19 172L21 174H19ZM27 172H29L31 174H29V173L27 174ZM75 172L78 173L77 175H78V177L80 176L79 177L80 179L77 177ZM80 172L82 173V175L80 174ZM88 172L91 174H88ZM97 172H100V173L97 174ZM119 172L122 174V175L120 174L121 177L119 176ZM250 172H252V173H250ZM38 173L41 175H39ZM55 173L58 177L54 176ZM66 173L68 174L67 175L68 176L67 182H66L67 178L65 176ZM74 173H75V175H73ZM92 173H93V175H92ZM188 173H190V174H188ZM208 173L209 174L212 173V174L208 175ZM70 174H71L72 178H71ZM233 174H237L238 178H240V179H238V181L239 182L242 181V182L239 183L237 180H235V179H237L236 178L237 176L235 175L236 176L235 177ZM4 175H6V176H4ZM8 175H9V178H8ZM30 175H31V177L34 176L35 178L33 177L31 179ZM86 175L92 176L91 179L90 178L88 179V177H90V176H86ZM116 175H118L121 179H122V176L124 175V180L126 179L124 181V183H123V179L119 180L120 178L116 177ZM212 175L213 176L217 175V176H220L221 178H220V180H218L219 177H216V176L213 177ZM19 176L20 177L22 176V177L19 179ZM26 176H27V178H26ZM51 176H53L52 177L53 179L50 178ZM59 176H61L62 178L61 177L59 178ZM81 176H84V177H81ZM176 176H177V178H176ZM178 176H180V183H182V184H179V181L175 182V179L179 180ZM24 177H25V179H24ZM37 177H38V179H37ZM212 177L213 178L216 177L217 179L215 178V180H213ZM2 178H5V179L2 180ZM69 178H71V179H69ZM103 178H104V180H103ZM192 178H193V181H190V180H192ZM244 178H246V179H244ZM8 179H10L11 181ZM17 179H19V180L16 181ZM34 179L35 180L37 179L36 182ZM60 179L61 180L63 179L66 184L62 180V183H63V186H62L60 184L61 182L59 183V181H61ZM76 179L81 180V181L76 182ZM242 179H244L245 181ZM5 180L6 181L8 180L7 182L9 184H7V182L5 183L4 182ZM21 180L25 181V182L22 181V183H26V184H23L24 186L21 185L22 183L18 184L19 182H21ZM26 180H28V181H26ZM32 180L35 182L32 185L33 187H31V183H30V182H32ZM84 180H85V182H84L85 184L83 183ZM93 180L95 182H93ZM208 180L210 183L212 181L214 182V183L212 182L213 184L211 183L213 186L211 184H209ZM12 181H14L13 185L8 187L10 189L12 187V189H11L12 191H10V189H6L9 191L4 190L7 185H11ZM51 181H52V183H51ZM55 181L58 182V183L56 182V185H54ZM90 181H92V182H90ZM235 181H237L236 184H235ZM47 182H49L48 185H47ZM102 182H104V184L106 183V186L103 185ZM247 182L249 185L247 184ZM16 183H17V185H16ZM39 183H40V185H39ZM78 183L79 184L83 183V184L78 185ZM91 183H93V184H91ZM95 183H97V184L94 185ZM174 183H177V184L174 185ZM28 184L31 187V189L29 188ZM50 184L52 187L49 186ZM207 184L209 186H207ZM254 184H256V186ZM25 185H27V186H25ZM64 185L65 186L67 185L68 187L65 188ZM81 185L82 186L84 185L86 187V189L84 186H83L84 188L81 187ZM88 185H90V186H88ZM93 185L95 188L93 187ZM176 185H178L179 188L175 187ZM38 186H39V188H38ZM72 186L73 187L75 186V187L73 188ZM202 186H203V188H202ZM239 186H241V187L239 188ZM20 187L23 189H21ZM60 187L61 188L64 187L65 191L63 190L64 188L61 189ZM87 187H89L90 190H88ZM105 187H106V189H105ZM116 187H118V188L121 187L122 189L126 188L127 190L125 189V191H124V189H123V191H122L121 188H119L120 190H118V188H116ZM234 187H236V188H234ZM44 188L47 190V192ZM50 188L51 189L54 188V189H52V193H51ZM58 188H60L61 191H59ZM76 188H79V190ZM113 188H116L117 191L115 189L113 190ZM128 188H129V190H128ZM209 188L212 190H209ZM19 189H21V193H19L20 192ZM24 189H26L25 191L28 193L32 192V194L35 195L36 197L33 196V198H32V195L30 193H29L30 195L27 193V197H26V194H24ZM36 189H38L39 191ZM55 189H57V191ZM214 189H216V190H214ZM234 189H236V190H234ZM261 189H263V190H261ZM70 190H71V192H69ZM83 190H86V191L84 192ZM229 190H231V192ZM17 191L19 194L17 193ZM41 191H42V194H40ZM63 191L66 194L62 193ZM66 191H68L69 193H67ZM96 191H98V193L100 192V194H97ZM119 191H122V195H121V192L119 193ZM60 192H61V194H60ZM108 192H109V194H111V192H112V195L109 196ZM125 192H126V195L124 194ZM216 192L219 193V195ZM15 193H16V195H15ZM81 193L84 195L83 198H82L83 195H81ZM186 193L191 198H188L185 195ZM188 193H190V194H188ZM227 193H229V195ZM77 194H78V196H77ZM192 194H193V196H192ZM211 194H213V195H211ZM230 194H233L231 196L233 197L234 200L231 198ZM8 195H9V197H11V196L12 197L9 198ZM24 195H25V197H24ZM39 195H45V196L44 197L41 196L43 198L42 199ZM115 195L117 197H115ZM14 196H16V198ZM21 196L23 197L24 202L21 200V198H22ZM79 196H80V198H79ZM229 196H230L231 200H230ZM112 197H114V198H112ZM119 197H120V199H118ZM35 198H37L36 199L37 205L40 209H38V207L37 208L35 207V205H36V203H35L36 200L34 202ZM226 199H228V200H226ZM40 200L42 201L41 203H40ZM43 200H44V202H43ZM144 200H145V202H143ZM225 200H226V202H225ZM170 202H171V204H170ZM142 203H146L145 205L147 207L150 206V204H148V203H151L150 209H147V207ZM163 203H165L164 205H166L167 208L170 205L169 208L167 209L166 206L164 207ZM0 204H1V202H0ZM40 204L43 205L44 207L41 206ZM25 206H26V208H25ZM33 206L35 208H33ZM45 206H46V208H45ZM142 206H144V208ZM23 209H25V210L23 211V213L21 215L20 212H22ZM38 210L43 211V212L45 211L44 212L45 214H43V212H39ZM234 210H235V212H234ZM2 212H4L3 213L4 215L2 214ZM24 212L26 213V215ZM253 212H254V214H253ZM12 213H14V214L10 215ZM18 213L20 214L21 219L24 221H22L20 219V217H18V215H19ZM23 214L25 215V217L23 216ZM42 214H43V216H41ZM253 215H254V217H253ZM16 216L18 217V220H17ZM36 216H38V218ZM10 217L12 219V222L10 221L11 220ZM8 219H10V220H8ZM41 219L43 221L40 222ZM5 220H7L6 223H4ZM20 220H21V222H20ZM13 221H14V223H13ZM35 221L36 222L38 221V222L35 224ZM35 225H36V227H35ZM16 227H18L17 228L18 230L16 229ZM244 231H246L247 233ZM223 232H224V234H223ZM225 232H226V234H225ZM228 234L229 235L232 234L230 237H234L235 239L234 238L230 239ZM235 234H236V236H234ZM238 234H239V236H238ZM225 236L229 239L225 240V239H227ZM258 237H260V238H258ZM221 240H222V242H221ZM231 240H233L234 246L236 245V247H234L235 250L232 246L233 244H231V242H232ZM235 240H236V242H235ZM238 240H239V242H238ZM260 240H262L261 242H263V243H261ZM222 243H224V244H222ZM228 243H230L231 245ZM231 251L232 252L234 251L232 253L234 255L236 253H238V254H236L235 257L233 258L234 255H231ZM105 253L108 254L109 256L105 255ZM88 255H90V257ZM105 256H107L108 258ZM111 256H113L114 259H112ZM86 257H88L91 262H89L88 258H86ZM109 259H110V261H109Z\"/></svg>",
  "mask_w": 264,
  "mask_h": 264
},
{
  "label": "bare ground",
  "instance_id": "2",
  "mask_svg": "<svg viewBox=\"0 0 264 264\" xmlns=\"http://www.w3.org/2000/svg\"><path fill=\"white\" fill-rule=\"evenodd\" d=\"M5 1L7 2V6H8L9 8H6V9L4 8V9H3V7H5V5H4V4H5ZM43 1L45 2V0H4V3H2L3 1L1 0L0 3L2 4L3 7H2L1 4H0V6L2 7V8L0 9V22H1V20H2V22H1L2 24L0 25V27H1L0 29L3 30V32L0 31V34H4V35H5L4 29H6V32H7L6 35H8V37H6V38H11V39H12V43L9 42V43L12 44V50H10V51H11V53L14 52L13 50H15V47H17V48L19 49V52H20L21 55H22V56H21L22 58L18 56V55L20 54V53L18 52V50H16V53L14 52L13 55H16L15 57L21 58L20 61H22V59L25 58V57H23L25 54L27 55V53H28L27 56L32 55L31 51L33 52V49H34V51H35V53H33L34 56L37 55V52H38L37 50H39V49H40V51L43 50L42 52H38V53L43 54V52H44V55H43V56H44L45 58L48 57L47 59H48L49 61H47L42 55H40V54H39V55H40L43 59H45L46 62H48L50 66H49L48 63H46L44 60H38V55H37V60L34 59V62H35V63H36L37 61H38V62H39V61L44 62V63L47 64V67H48L47 69H48L49 71H50V69L54 71V74H53V75H52L53 71H51L50 74L47 73V74H48V78H49L50 80H51V78L55 75V76L52 78V79H54V80H52V82H51L52 84L49 82V84L52 85V92H54V90H55V92H56V90H58V89H56V88H57V86H58L59 84H60L61 87H63V88L66 89V90H67V88H65V87H66V85H68L69 83L72 82L73 84H72V83H71V84L74 86V84H75L76 82H74V81L72 80L71 82L68 83L67 80H69V79L66 80V76H68V75H69V76L71 77V79H72V76H73V75H71V74H72V73L74 74V71H75V70L73 71L72 69H77L76 71L78 72L79 77H80V73H83V74H81V78H82V75H84V76L86 77V78L84 77V78L86 79V80H83L84 82L80 81L81 78H78V79H77L78 75H77V73H75V75H77V76H76V79L79 80V81H77V82H79V83L82 82V85H83L82 88H80L81 85H80L79 83H76V86H77V84L80 85V86H78V87L80 88L79 90H77L78 87H76V86H74V87H71V85H69V86L71 87V89H73V88L75 89V88H76V89L74 90V92H73V93L75 94V96H76V93H77V95H78V93H81L79 96H81L80 98L84 97V98H82V99H84V100H85V97L87 96V99L85 100V102H84V100L82 101V103H83V102L85 103V104L83 103V106H88V107H90L91 105H94V106L97 107L98 111L100 110V112H98L97 109H95L96 111L93 109V108H96V107H93V108L90 107L91 109L89 108V109H88L89 111L87 112V110H85V108L87 109V107H84V108H83V106L80 105V107L83 108V111H82L83 114L85 113V111L87 112V114H90V110H92V109L94 110V112H98V114L95 115L96 118H95V116H94V118H92V114L90 115V116H91L90 118L88 117L89 115H86L87 117H85V114H84V115L82 114V116H84V119H85V120H86V118H87L86 122H88V124H89V123H90V124L92 123L91 127L93 126V123H94V124H95V123H97V124L100 123V124H101V125H100L101 128L99 127V124H98V125H97V124L94 125V127H93L94 129H92V131L94 132V133H93L92 131L90 132V130H91L90 127H89L90 125H88V128H89V129L86 128L87 126L84 127V126L82 125L83 128H86L87 130H89V133H88V132L84 131L83 128H82L83 130L80 129L81 131H80L79 129H77L78 127H77V128L75 127L74 129H72V128L74 127V125H73V127H71L72 124L70 123V124H71V125H70L71 128L69 129L70 131L66 130V133L68 132L69 135H70V133H74V134H72V135H73V136L75 135L76 138H77V135H78V137H79V135H80V136H81V139H82V137H83L84 140H85V139L87 140V141H85L86 145L89 144V147H91L92 150H95V149L98 148L97 146H98V144L100 143V141H102V139H101L102 137H103V140H104L105 138L107 139V134H109V135L111 134V135H110L111 137L109 136V138H112V134L115 133V134L113 135V139H111V142H112V140L114 141V136H116V134H118V131H116V130H119V131H120V129H118V127H120V126H123V127H124V125H125V127L128 126V125H129L128 123L131 121V120H130L131 117H132V120H133L134 112H130L131 110H130V111L127 110V111H128V112H127V111L125 110V108L122 109V107H124L123 105L120 106V105L122 104L121 101L123 102V100H124L123 96L125 97V95H126V97H129V95H130L129 99H127V100L130 101L129 104H132V105H134V106L136 105L135 107H137V104H138V106H139V105L141 104V102H143V103L141 104V105H143L146 101H147V103H146V105H147V104L149 103V100H148L149 98L146 97L147 100L144 101L143 99H145V98H142L141 94H138L139 90H141V89H142V90H143V89L146 90L147 86H149V85H147V84L150 83V82H153V85H154V86L148 87V88H151V89H150V93H151V90H152L153 88H155V89H156V87L158 88L159 86H157V85H158L157 82H159L158 80H160V79L157 77V79H156L157 82H156V80L154 81L153 78H154V76L162 77L161 80H160V83H161V81H163L162 79L165 77L164 73L167 72V70H165V69H166V65L169 64V63H168L167 60H166L167 63H166V65H165V69H164V68L162 69L163 71H164V70L166 71V72L162 73V74L164 75V77H163L162 74H161V76H160L159 73H158V74L155 73V75H153L154 73L152 72V71H153L152 69L155 68V67H153L152 69L149 68V69H151V70H150V71H151V74L153 73V74L151 75V77H152L153 80L151 79V81H149L148 83H146V81H148V79H145L146 77H148V75H147L146 77H144V76H142L143 73H142V75H141V74L139 75V74L136 73V75H139V77H137V78H138V79L141 78V79H140L141 82L143 81V80H142V77H144L145 80H144L143 82H145L146 85H147V86L144 85V87L146 86V88L142 87L141 89H140V88L138 89L139 84H140V86H142L141 84H142L143 82H142V83H140V82L137 83L138 81L135 80V81H136V82H135L132 78H130V74L132 75V72H133V71H132L130 74H129V71L125 72V69H126L125 67H126L127 65H129L130 63L127 64L128 62H127V63L122 62V60H121L120 58H118V59H120V61H121V63H122V66H123V67H121V69L123 70V68H124L123 75H120L122 72L119 71V69H118V71H116V70H117V67H116V66H117V64H118V63L116 64V62L118 61V62L120 63V61H119L118 59H117V61L114 59V61H116V62H114V63L116 64V66H115L116 69H113V72L116 71L117 73H115V74L120 75L121 80H122V77H125L126 74L129 75V78L132 79L131 82H132V81L135 82V86L137 87L136 90L138 89V90H137V94H136V96L139 95L140 97L138 96V99H137L136 96H133V95L131 96V94H129V93H132V91L130 90V91H131V92H130L129 89H128V90L126 89V90H127L126 92L129 91L128 93H125L124 91H123L124 93H122V91H121V93H120V90H121V89L124 90V89L122 88V86L124 85V84H123L124 82L122 83V82L119 81V83H121V85L123 84L122 86H120L119 83H116V84H119V85H116V84H115L114 87L111 86L113 80L110 82V81H109L110 79H109L108 76L110 75V73L112 74V72L109 73L108 71H109L110 68L112 69V66H113V65H112L111 63H108L107 61H108L109 59L112 60L113 57L107 53L109 56H111V57H109L108 60H107V59H106V58H107V54H106V52L104 51V52H105V55H104V54H103V55L106 57V58L104 57V58L106 59V60H105L106 63H104V64H100V63H102V61H104V60H100V61H98V62H100V63H98V62H97V63L100 64V65H104V66H105L106 64L109 66V64H110V66H111V67L109 66L110 68L107 67V65H106V67H107V69H108L107 71L104 69V67L102 68V69H103V70H102V71H103V74H102V75L105 74V75L102 76V77L104 78L103 80H106V79H107L106 81H104L105 84H106V83H107V84L110 83V84H111V85L109 84L110 87L115 88V91H117V92L119 91V96L116 95V96L119 97V98H118L119 101H118L117 99L115 100V97H116V96H115L114 94H115V93L118 94V93H117V92H114V91H113L114 89L112 90V91L114 92V93H113L114 97H110V96H108L107 94H105V93H106V92H104L105 90L107 91V93H110V92H108V90H110L111 88H109V89L107 90V88L109 87L108 85H107V86H108V87H107L104 83H102V86L105 85V87H106V89L103 90V89L101 88L100 84H99L98 81H97V84H95V86H96V85H97V86H96V87L94 86V88H95V90L97 91L98 86H100V88H99L98 90L101 89L103 93H101V92H99V91H98L97 93H101V95L103 94V96L105 95V97H106V95H107L106 100H109L108 102H111V101L113 100V102H111V104L114 103V100L117 101V103L119 102L118 105L120 106V108L118 107V108H117L118 110L115 109L116 112H117V114H118V115H117L116 112L114 113V107H113L114 105H113V106H111V104H110V106H109V105H106L108 102L106 103V100H104L105 98H102V97L99 98L98 96H96V94H95L96 91H93L94 88H93L92 93H91V89H92V88H91V84H94V83H95V78H94V75H93V77H91V74H90L92 68H91L89 65H86L87 63H86V64L84 63V62H87L86 59H84L85 57H83V53H84V52H83L82 50H81L82 52H80V48H78V49H79L78 52L81 53L82 58L84 59V61H83V59L81 58L80 54H78L80 57H77V55L75 54L76 57H77V58H76V57L73 55L74 52L72 53V49H71V51L68 49V48L71 47V46L67 47V44H65V45H66V46H65V45L63 44V42H62V44H63L66 48L63 47V46L58 45V43H59L60 41H62V39H61L62 37H60L61 40H60V39H57L58 42L55 43V44H53L54 42H56V40H54V39L52 38V36L54 35L53 32L51 33V35L49 34V35H50V39H49V40L53 41V43H52L51 41H48V40L45 41V39H44V38L47 36V34H48V32H47L48 29H50V28H51L50 30H54V31H55V36H57V35H56V29L53 28V27H54V26H58V23H60L61 21H63V20H60V19H63V18H62V14H61V12H62L61 10H63V12H64L65 10L68 11L67 7H68V6L71 7L72 2H75V0H73V1H70V0H69L71 5L68 4L69 1H68V3H66V0H65L64 2H65V4H67V5H65L64 2H63V0H62V2H63V6H64V5L67 6L66 8H63V6H61V4H60L59 2H58V5H59L60 7H59V6L57 7V5H56L57 3L54 2L55 0H52V1H51V0H47V2H45L46 5L44 4ZM48 1H50V3H48ZM56 1H60V0H56ZM111 1H112V0H111ZM52 2H53V3H52ZM60 2H61V1H60ZM62 2H61V3H62ZM54 3H55V4H54ZM78 3H79V2H78ZM78 3H77V5H80V4H78ZM81 3H83V2H81ZM99 3H101V2H99ZM106 3H108V2H106ZM117 3H118V2H117ZM48 4H50V6H51L50 8H49V7H46ZM74 4H75V3H74ZM101 4H102V3H101ZM53 5L56 6V7H55V8H57L56 10H54V6H53ZM77 5L75 4V6H77ZM83 5H84V4H83ZM7 6H6V7H7ZM52 6H53V7H52ZM72 6H73V5H72ZM75 6H73V7H75ZM80 6H82V5H80ZM80 6H79V7H80ZM103 6H104V5H103ZM119 6H120V5H119ZM70 7H69V8H70ZM73 7L71 8V9H72V12L75 11ZM45 8H48L49 11H50L51 8H52V11H51V12H53V15H55V16L53 17L52 13L50 12L52 18H54L55 20H56V18H58V19L60 18L59 20L57 19L58 22H57V24L55 23L56 25H53V23H54L53 20H54V19L52 20L51 17H50V19H48L49 16H50V13H48V15H47L48 18L45 19L46 16H44V14H47L46 12H48V9L45 10ZM60 8H61V10H60ZM88 8H89V7H88ZM90 8H91V6H90ZM58 9H59V10H58ZM64 9H65V10H64ZM85 9H86V8H85ZM7 10H8V11H7ZM44 10H45V11H44ZM53 10H54V11H53ZM73 10H74V11H73ZM78 10H79V9H78ZM60 11H61V12H60ZM76 11H77V10H76ZM88 11H89V10H88ZM44 12H45V13H44ZM68 12H69V11H68ZM68 12H67V14H68ZM72 12H71V10H70L69 14L66 15L67 18H68V19H69V18H72V19H73V17H75L76 15H77L76 18H78V14H76L75 12H74V13H72ZM79 12H80V11H79ZM90 12H91V11H90ZM99 12H100V11H99ZM41 13H44V14H41ZM64 13H66V11H65ZM71 13H72V16H73V17L70 15ZM80 13H82V12H80ZM94 13H95V12H94ZM84 14H85V13H84ZM86 14H87V12H86ZM89 14H90V13H89ZM89 14H88V15H89ZM97 14H99V13H97ZM104 14H105V12H104ZM40 15H41V16L43 15L42 17H44V18L40 17ZM69 15H70V16H69ZM74 15H75V16H74ZM81 15H82V14H81ZM81 15L79 16V18L81 17ZM90 15H91V14H90ZM92 15H93V14H92ZM99 15H100V14H99ZM102 15H103V13H102ZM102 15H101V16H102ZM63 16H64V20H65L66 22L63 21V22L60 23V24H62V25H61L62 28L60 29V31L57 29V31H58L57 34L62 33V34H60V36H61V35H64L63 37L65 38V36H66L65 33H66L68 30H67V31L65 30V32H63L62 29H63L64 27L67 26V25H63V23H64V24L67 23L68 20L65 19V15H63ZM93 16H94V15H93ZM96 16H97V15H96ZM90 17H91V16H90ZM102 17H103V16H102ZM83 18H84V17H83ZM85 18H86V16H85ZM85 18H84V20H85ZM93 18H94V17H93ZM100 18H101V17H100ZM100 18H99V19H100ZM47 19H48L50 22H51V21H52V22L50 23L49 21H47ZM72 19H69V21H68V22H70L69 24L67 23V24L70 26V27H69V32H67V33H68L67 35H69V34H70V36H71V35H74V36H71V37L69 36L70 38H74L75 36H79V39H80V40H81V37H83V39L85 38V40H86L87 36L89 35V34H88V33H89V30H87V29H86V31H88V32L86 33V31H85V34H87V36L85 35L86 37H84V36H81V37H80V33H81L80 31H81V30L78 32L77 28H75V30H77V32L75 31L76 34H75V33H74V34H71V33H72L71 30L74 32V30H73L74 28H73V27H74L75 24H76V22L72 21ZM81 19H82V18H81ZM94 19H95V18H94ZM96 19H97V18H96ZM99 19H98V20H99ZM57 20H56V21H57ZM74 20H75V19H74ZM76 20H78V22L80 21L79 24H81V23L84 21L83 19H82V21H81L80 19H76ZM86 20H88V18H87ZM86 20H85V21H86ZM3 21H4V23H3ZM45 21H46V22H45ZM56 21H55V22H56ZM85 21H84V22H85ZM43 22H45L46 24H47V22H49L50 24H49V23H48V24H49L50 26L52 25V27L48 26V29H47V26H46V30H47V31L44 29V30L46 31V32H45V31H44V32L47 33V34L44 33L45 35L42 34V33H43L42 30H43V28H44V27H43V26H44ZM73 22H74V26H73V24H72ZM86 22H87V21H86ZM88 22H89V20H88ZM90 22H91V20H90ZM24 23H25V24H24ZM3 24H4V27H2ZM22 24H24V25H22ZM71 24H72V25H71ZM77 24H78V23H77ZM82 24H83V23H82ZM82 24L79 25V27L81 26V28H82V27H83ZM85 25H86V24H85ZM72 26H73V27H72ZM76 26H77V25H76ZM25 27H26L27 29H25ZM71 27H72V29H71ZM77 27H78V26H77ZM2 28H3V29H2ZM52 28H53V29H52ZM57 28H59V27H57ZM87 28H88V27H87ZM23 29H25V31H24ZM64 29H65V28H64ZM66 29H67V27H66ZM26 30H28V31H26ZM31 30H32V31H31ZM83 30H85V27H84ZM37 31H38V32H37ZM40 31H42V32H40ZM61 31H62V32H61ZM90 31H91V30H90ZM93 31H94V30H93ZM1 32H2V33H1ZM39 32H40V34H41L43 37L38 36V37L36 38L35 36H36L37 34L40 35ZM70 32H71V33H70ZM49 33H50V32H49ZM77 33H79V34L77 35ZM94 33H95V31H94ZM96 33H97V32H96ZM52 34H53V35H52ZM100 34H101V33H100ZM4 35H2V39H1V37H0L1 40L4 39ZM95 35H96V36H97V35L99 36V33H98V34H95ZM0 36H1V35H0ZM32 36H33V37H32ZM89 36H90V38H91V36H92V40H91L92 42H96L95 40H93V35L90 34ZM89 36H88V37H89ZM98 36H97V37H98ZM30 37H32V38L35 37V39H30ZM39 37H40V39L43 38L45 42H51V43H49L50 45H49L48 43H47V44H48L49 46H48L47 44L45 45V42H44L43 39H42V41L44 42V45H43V43H42L41 40H40L41 42L38 41V40H39ZM58 37H59V35H58ZM103 37H104V36H102V38H103ZM48 38H49V37L47 36L46 39H48ZM67 38H68V37H67ZM67 38H66V39H67ZM90 38H87V39H90ZM94 38H95V36H94ZM100 38H101V37H100ZM102 38H101L100 42H102V40H105V39H106V38H105V39H102ZM29 39L32 40V41L35 40L36 42L33 41L32 43L35 42L34 44H36V46H40V45H37V44L42 43L41 46H40V47H42V48H40V47H36L34 44H33L34 46H33V45H30L31 43H29V42H30ZM55 39H56V38H55ZM68 39H69V38H68ZM83 39H82V40H83ZM95 39H96V38H95ZM5 40H7V39H5ZM5 40H3V41H4V44H3V41H2V42L0 41V43H2L3 45H6V44H5V43H6ZM8 40L11 41L10 39H8ZM8 40H7V42H8ZM63 40H64V39H63ZM82 40H81V41H82ZM85 40H84V41H85ZM37 41H38L39 43H38ZM74 41H75V38H74ZM77 41H78V39H77ZM86 41L89 42V40H86ZM91 41H90V42H91ZM97 41H98V40H97ZM65 42H66V40H65ZM67 42H69V41L67 40ZM75 42H76V41H75ZM75 42H73V43H75ZM90 42H89V43H90ZM98 42H99V41H98ZM100 42H99V43H100ZM9 43H7L8 45H6L5 47H8V48L11 49V47L9 46ZM60 43H61V42H60ZM70 43H72V41H70ZM73 43H72V44H73ZM76 43H77V42H76ZM80 43H81V42H79V44H80ZM83 43H84V42H83ZM11 44H10V45H11ZM62 44H61V45H62ZM85 44H87V43H85ZM94 44H95V43H93V46H94ZM97 44H98V43H97ZM3 45H0V79H2V78L4 77L3 79H4V80L6 79L7 83L10 84L11 81H12V79L14 78V76H17V75H14V74H13L12 76H10V74H12V73H11V72L8 73L7 70H8V71L11 70V69H8L9 67H11V68L14 67V68H15L14 70H16V67H15L16 65H15V64L20 65L21 62H20V64H19V63H18L19 61L16 60L17 63L15 62V64H14V63H13V62H14L13 56L10 55L9 57L13 59V60L11 59L13 62L11 61L12 65H11V66L9 65V67H7L8 63H10V62H9L10 60H8V59H10V58L7 57L8 55H7V56L5 55V49L8 51V48H4ZM29 45H30L31 47L33 46V49H32V48L29 49ZM42 45H43V46H42ZM53 45H54V46H53ZM69 45H70V44H69ZM73 45H75V44H73ZM82 45H84V44H82ZM82 45H81V46H82ZM88 45H89V44H88ZM90 45H92V43H91ZM90 45H89L88 47H87V46H85V47H87V49H88V48L90 47ZM2 46H3V47H2ZM45 46H46V47L48 46L49 48L47 47L48 49H45ZM97 46H98V45H97ZM102 46H103V44H102L100 47H102ZM72 47H73V46H72ZM3 48H4V49H3ZM13 48H14V49H13ZM17 48H16V49H17ZM37 48H38V49H37ZM91 48H92V46H91L89 49H91ZM98 48H99V47H98ZM36 49H37V50H36ZM41 49H42V50H41ZM74 49H75V47H74ZM81 49H83V47H82ZM101 49H102V48H101ZM29 50H31V51H29ZM83 50H84V49H83ZM103 50H104V49H103ZM106 50H107V49H106ZM36 51H37V52H36ZM45 51H47V54H45V53H46ZM86 51H90V52H91V50H86ZM98 51H100V50H98ZM146 51H147V50H146ZM22 52H24V53H22ZM90 52H86V54L89 53V55H90V54H91ZM95 52H96V50H95ZM100 52H101V51H100ZM107 52H109V50H107ZM113 52H114V51H113ZM147 52H148V51H147ZM8 53H9V51H8ZM11 53H10V54H11ZM18 53H19V54H18ZM29 53H30V55H29ZM92 53H93V52H92ZM114 53H115V52H114ZM151 53H152V52H151ZM6 54H7V52H6ZM17 54H18V55H17ZM23 54H24V55H23ZM86 54H85V55H86ZM97 54H98V53H97ZM111 54H112V53H111ZM115 54H116V53H115ZM26 55H25V56H26ZM45 55H46V56H45ZM89 55H88V56H89ZM95 55H96V54H95ZM113 55H114V54H113ZM116 55H117V54H116ZM149 55H150V54H149ZM152 55H153V54H152ZM152 55H151V56H152ZM27 56H26V58H28ZM32 56H33V55H32ZM34 56H33V57H34ZM92 56H93V54H92ZM99 56H100V55H99ZM118 56H119V55H118ZM156 56H157V55H156ZM33 57H29V59H33ZM89 57H90V56H89ZM89 57H88L87 60L90 59ZM95 57H96V56H95ZM102 57H103V56H102V52H101V58H99L98 56H97V58L102 59ZM114 57H115V56H114ZM147 57H148V56H147ZM7 58H8V59H7ZM18 58H16V59H18ZM26 58H25V59H26ZM39 58H40V57H39ZM78 58H80V59L83 61V63L80 62V60H79ZM86 58H87V56H86ZM97 58H96V61H97ZM104 58H103V59H104ZM150 58H151V57H150ZM169 58H170V57H169ZM92 59H93V57H92ZM147 59H148V58H147ZM158 59H159V57H158ZM167 59H168V58H167ZM174 59H175V58H174ZM189 59H190V58H189ZM189 59H188V61L191 60V59H190V60H189ZM205 59H206V58H205ZM7 60H8V62H7ZM35 60H36V61H35ZM142 60H143V59H142ZM148 60H149V59H148ZM168 60H169V59H168ZM171 60H173V58H171ZM184 60H185V59H184ZM184 60H183V61H184ZM24 61H27V62H28V61H30V60H28V59L23 60L22 63H23L24 65H23V67H22V65H21L20 67L24 68L25 65L30 66V63H29V62H28L29 64H27V63H25ZM50 61H51V62H50ZM89 61H90V64H91V59H90ZM105 61H104V62H105ZM112 61H113V60H112ZM136 61H137V60H136ZM146 61H147V60H146ZM162 61H163V60H162ZM162 61H160V62H162ZM164 61H165V60H164ZM164 61H163V62H164ZM173 61H174V60H173ZM188 61L186 60V63L184 62V63H185L184 65H185L186 67H190V66L192 65V64H189L190 66H187L186 64L188 63ZM191 61H193V60H191ZM191 61H190V63H191ZM202 61H203V58H202ZM205 61H206V60H205ZM207 61H210V60L207 59ZM32 62H33V61L31 60V63H32ZM93 62H95V60H94ZM133 62H134V61H133ZM137 62H140V61H137ZM144 62H145V61H144ZM163 62H162V63H163ZM169 62H170V61H169ZM171 62H172V61H171ZM177 62H178V61H177ZM180 62H181V60H180ZM194 62H195V63H198V62H196L195 60H194ZM203 62H204V61H203ZM210 62H211V61H210ZM210 62H209V64H210ZM11 63H10V64H11ZM35 63H33V64L35 65ZM44 63H43V66L45 65ZM88 63H89V62H88ZM112 63H113V62H112ZM123 63H125L126 66H124L125 64L123 65ZM135 63H136V62H135ZM148 63H151V60H150V62H148ZM148 63H147V65L149 66ZM192 63H193V62H192ZM51 64H52V65H51ZM133 64H134V63H133ZM138 64H139V63H138ZM171 64L173 65V67H174V66L176 67V70H178L177 68H178L179 66H178L177 64H175V63H171ZM193 64H194V63H193ZM207 64H208V63H207ZM34 65H31V66L33 67ZM37 65H38V64H37ZM37 65L34 66L33 68H34V70H35V68L37 67L36 70H37V71H38V70L40 71L41 68H39ZM39 65H42V64H39ZM53 65L56 66V67H55V68L53 67V69H52V66H53ZM91 65H92V64H91ZM100 65H99V66H100ZM131 65H132V63H131ZM131 65H130V66H131ZM134 65H135V67H136V64H134ZM141 65H142V64H141ZM141 65H140V66H141ZM162 65L164 66V63H163ZM172 65H169V67L172 66ZM176 65H177V66H176ZM182 65H183V63H182ZM197 65H199V64H197ZM203 65H204V64H203ZM210 65H211V64H210ZM210 65H209V67H210ZM28 66H25V67L28 68ZM31 66H30V67H31ZM43 66H40V67H43ZM96 66H98V65L96 64ZM99 66H98V69L101 68V66H100V67H99ZM120 66H121V64H120ZM120 66H119V67H120ZM130 66H129V68H130L131 70L134 69V68H131ZM137 66H138V65H137ZM145 66H146V64H145ZM185 66H184V67H179V69H180V68H181V69L183 68L182 70H184V72H185V70H186V69H185ZM211 66H212V65H211ZM17 67H19V66H17ZM32 67H31V69H33ZM44 67H46V65H45ZM49 67H51V68L49 69ZM68 67H70L69 70L71 71V72H70L71 74H69V72L67 71V70H68ZM92 67H93V66H92ZM119 67H118V68H119ZM132 67H133V66H132ZM141 67H142V66H141ZM141 67H140V68H141ZM151 67H152V65H151ZM193 67H195V69H196L197 66H191L190 68H193ZM201 67H202V65H201ZM201 67L199 66V68H200L199 70H200V71H201ZM206 67H207V66L202 67V69L204 68V69L208 70L209 67H208V68H206ZM94 68H95V67H94ZM113 68H114V66H113ZM127 68H128V67H127ZM129 68H128V69H129ZM137 68H139V67H137ZM167 68H168V65H167ZM190 68H188V70L191 72ZM197 68H198V67H197ZM210 68H212V67H210ZM20 69H21V68H20ZM54 69H55V70H54ZM78 69H79L81 72H79ZM96 69H97V68H96ZM98 69H97V70H98ZM111 69H110V70H111ZM141 69H142V68H141ZM144 69H145V68H144ZM171 69H172V67H170V70H171ZM174 69H175V68H174ZM174 69H172V70H174ZM215 69H216V68H215ZM215 69H214V70H215ZM17 70H19V69H17ZM24 70H25V68H24ZM24 70L22 69V72H23ZM27 70L30 72L29 69H27ZM36 70H35V71H36ZM44 70H46V69H44ZM44 70H42V72H43ZM136 70H137V69H136ZM142 70H143V69H142ZM172 70H171V72H172ZM12 71H13V70H12ZM19 71H20V70H19ZM32 71H33V70H32ZM37 71H36V72H37ZM76 71H75V72H76ZM92 71H93V70H92ZM100 71H101V70H99V72H100ZM134 71H135V70H134ZM139 71H140V70H139ZM143 71H144V70H143ZM193 71H194V70H193ZM200 71H199V72L196 71V73H197V74L199 73L198 75L201 76L202 79H203V77L208 78L207 75L202 76V75H204V74H203L204 70H203V72H201L202 74H200ZM24 72H26V71H24ZM36 72H35V73H36ZM46 72H47V71H46ZM97 72H98V71H97ZM97 72H96V73H97ZM104 72H105V73H104ZM135 72H136V71H135ZM135 72H133L134 75H135ZM141 72H142V71H141ZM145 72H146V71H145ZM154 72H155V71H154ZM156 72H157V71H156ZM171 72H169L170 74H169V73H166L168 79H169L168 74H169L170 76H172L171 74H175V75H174L175 78H176V77L178 78V76H179V78H180V75H182L181 77H184V80H185V81H187L186 78L189 79V77H190V78L193 77V76H189V77L187 76V77L185 78L186 75L183 76V73H184V72L180 73L181 71H180V72H177L179 75L176 74V73H174V72H176L175 70H174L173 73H171ZM14 73H17V72H14ZM18 73H19V72H18ZM30 73H31V72H30ZM100 73H101V72H100ZM100 73H97V74L101 75ZM124 73H125V74H124ZM138 73H139V72H138ZM186 73H188V71H187ZM186 73H184V74H186ZM194 73H195V71H194ZM196 73L194 74L195 77H193V78H196V77L198 76V75H196ZM205 73H207V71H206ZM215 73H216V72H215ZM217 73H218V72H217ZM217 73H216V74H213V76L211 75V76H210L211 79H213V77H214V78L218 77ZM219 73H220V71H219ZM219 73H218V74H219ZM22 74H23V73H22ZM22 74H21V75H22ZM32 74H33V73H32ZM88 74H89V75H88ZM115 74H112V75H115ZM146 74H147V73H146ZM156 74H157V75H156ZM190 74H191V73H190ZM190 74H189V75H190ZM18 75H20V74H18ZM24 75H26V74H24ZM24 75H23V77H24ZM33 75H34V74H33ZM42 75H43V73H42ZM51 75H52V77H51ZM75 75L73 76V79L75 78ZM86 75H88V76L91 77V79H90V77H89V79H90L89 82H90V83H89V82L87 83V80H88L87 77H88V76H86ZM107 75H108V76H107ZM112 75H110V76L115 78V76H112ZM118 75H117V77H116L117 79L119 78ZM144 75H145V74H144ZM149 75H150V74H149ZM187 75H188V74H187ZM191 75H193V74H191ZM215 75H217V76L215 77ZM2 76H3V77H2ZM29 76H30V75H29ZM31 76H32V75H31ZM31 76H30V77H31ZM49 76H50L51 78H50ZM105 76H107V77H105ZM140 76H141V77H140ZM199 76H198L197 78H198V79H201V78H199ZM11 77H13V78H11ZM56 77H57V79H56ZM70 77H68V78H70ZM95 77H96V74H95ZM99 77H101V76H99ZM111 77H110V78H111ZM132 77H133V75H132ZM151 77H150V78H151ZM172 77H173V76H172ZM172 77H171V78H172ZM219 77H220V76H219ZM10 78H11V79H10ZM15 78H16V77H15ZM15 78H14V79H15ZM19 78H21V77L19 76ZM19 78H16L15 81L19 82V81L21 80V79H20V80L18 81L17 79H19ZM24 78H25V77H24ZM33 78H35V77H33ZM39 78H41V77H39ZM45 78H47L46 75H45ZM45 78H44V79H45ZM59 78H61L62 80L59 79ZM64 78H65L66 81L64 80V82L62 83V81H63ZM105 78H106V79H105ZM116 78H115V80H116ZM129 78H128V76H127V77L125 78V80H126V79L129 80ZM134 78H136V77H134ZM150 78H149V79H150ZM155 78H156V77H155ZM193 78H192V79H193ZM197 78H196V80L193 79V80L190 82V85H189V86L192 85V82H193L194 84H195V83H200L201 81L198 80ZM205 78H204V82H205ZM3 79H2L3 83H2V81L0 80V81H1L0 84H2L3 87H4L3 84H6L5 87H9V86H11L12 84H14V83L12 82V84L8 86L7 83H6V81L4 82ZM14 79H13V80H14ZM29 79H30V78H29ZM71 79H70V80H71ZM76 79H75V81H76ZM92 79H94V81H92V82H94V83L91 82ZM108 79H109V80H108ZM111 79H112V78H111ZM164 79H165V78H164ZM166 79H167V78H166ZM166 79H165V80H166ZM172 79L175 80L174 77H173ZM209 79H210V78H209ZM209 79H208V80H209ZM211 79H210V80H211ZM218 79H219V78H218ZM26 80H27V79H26ZM46 80H47V81H50V80H48V79H46ZM46 80H45V81H46ZM58 80H60V82H59ZM70 80H69V81H70ZM81 80H82V79H81ZM99 80H100V78H99ZM118 80H119V79H118ZM125 80H123V81H125ZM140 80H139V81H140ZM165 80H164V81H165ZM170 80H171V79H170ZM179 80H180V79H179ZM194 80H195V82H194ZM214 80L216 81V79H214ZM214 80H211V81H214ZM15 81H14V82H15ZM21 81H22V80H21ZM35 81H36V80H35ZM35 81H34V83H35ZM39 81H40V80H39ZM53 81H54V82H53ZM55 81H56V83L58 82V84H56ZM85 81H86V82H85ZM101 81H102V80H101ZM101 81H100V82H101ZM107 81H108V82H107ZM189 81H190V80H189ZM189 81H188V82H189ZM197 81H198V82H197ZM215 81H214V82H215ZM22 82H23V81H22ZM32 82H33V81H32ZM41 82H42V81H41ZM43 82H44V81H43ZM66 82H67L68 84H67ZM115 82H116V81H115ZM117 82H118V81H117ZM134 82H133V83H134ZM154 82L156 83V87H155ZM165 82H166V81H165ZM169 82H170V81H169ZM176 82H177V81H176ZM181 82H183V81H181ZM181 82H180V84H181ZM24 83H25V82H24ZM28 83H30V87H33V86L31 85V82L28 81ZM28 83H26V86L24 85L25 87H24V86H22V87L25 88V89H27V91L29 90V93L31 94L32 90H31V92H30V87L27 86ZM37 83H38V82H37ZM37 83H35V84H37ZM65 83H66V84H65ZM113 83H114V82H113ZM126 83H127V84L129 83V84H128L129 86L134 85L133 83H130V81H128V82L126 81ZM160 83H159V84H160ZM172 83H173V82H172ZM172 83L170 82V85H172ZM183 83H184V82H183ZM202 83H203V82H202ZM202 83H201V85H202ZM206 83H208L209 85H208V84H207V85L210 86V87L212 88V86L210 85V84H212V83H210V81H208V82L206 81ZM16 84H17V83H16ZM18 84H19V83H18ZM35 84H34V85H35ZM42 84H44V83H41V85H42ZM53 84H55V85H54V88L56 87L54 90H53ZM62 84H63V85H62ZM103 84H104V85H103ZM136 84H137L138 86H137ZM150 84H151V83H150ZM162 84H164V83L162 82L160 85H162ZM168 84H169V83H167L166 85H168ZM175 84H176V83H175ZM185 84H186V83H185ZM38 85H39V84H38ZM125 85H126V84H125ZM125 85H124V86H125ZM166 85H165V86H166ZM178 85H179V84H178ZM16 86H17V85H15V87H16ZM43 86H44V85H43ZM69 86H67V87H69ZM119 86H120V87H119ZM124 86H123V87H124ZM129 86H127V87L130 88ZM140 86H139V87H140ZM165 86H163V87H165ZM176 86H177V85H175V87H176ZM185 86H186V85H185ZM192 86H193V85H192ZM195 86H196L195 88H197L198 86H200V84H198V86L195 84ZM203 86H204V84H203ZM203 86H201V87H203ZM0 87H1V86H0ZM13 87H14V85H13ZM26 87H29V89L26 88ZM35 87H36V86H35ZM105 87H104V88H105ZM117 87H119L120 90H116V89H118ZM131 87H132V86H131ZM172 87H173V86H172ZM180 87H181V86H180ZM187 87H188V86H187ZM201 87H200V89H201ZM9 88H10V87H9ZM9 88H7V91H6V92H8V93H10L9 90H8ZM16 88H17V87H16ZM18 88H20V87H18ZM18 88H17V89H18ZM36 88H39V87L37 86ZM46 88H47V86L44 87V89H46ZM58 88H60V87L58 86ZM96 88H97V89H96ZM124 88H126V86H125ZM132 88H133V87H132ZM132 88H130V89H132ZM160 88H161V87H159V90H160ZM173 88H174V87H173ZM204 88H206V87L204 86ZM204 88H203V89H204ZM211 88H210V89H211ZM1 89H3V88H1ZM25 89H21V90L18 89V90H19V91H18L19 95H17V94H18V93H17L16 96H14V98H13V96H12V95L14 94L12 91H11L12 95H10L11 97H10L9 95H6L5 98H4V96L1 98V100H0V132H2V133H0V134H1L0 136H2L3 134H5V133H3V132H7V131H8V132L10 133V132L12 131L13 127H11V126H12L11 124L16 123V122H15V121H16V120H15V117H18V116H19V117L21 118L22 116H24V118H28V117H26L27 115H26L25 111H27V113H28V115H29V114H30L29 111H30L31 109L29 108L30 110L28 111V109H27L25 106H26L27 104H28V107H31V106H32V104L30 103V101L33 102V100H31V99H32V97H34V96L31 94L32 97H31V99H30V98H29L30 94H29L27 91H25ZM47 89H49V88H47ZM69 89H70V88H68V90H69ZM81 89H82V91H81ZM155 89H154V90H155ZM161 89H162V88H161ZM167 89H168L169 91H171L172 88L169 89V87H168ZM203 89H202V90H199V89H198V90H199L200 92H201V91H202V92H206V91L208 92V88H207L205 91H203ZM210 89H209V90H210ZM5 90H6V89H4V93H5ZM11 90H13L12 87H11ZM23 90H24V93L27 92V93H25V94H28L29 96H28V95L25 96V94L23 93ZM37 90H38V89H37ZM50 90H51V89H50ZM62 90H63V89H62ZM66 90H63V91H66ZM68 90H67V91H68ZM76 90H77V91H76ZM132 90H134V88H133ZM162 90H163V89H162ZM177 90H178V89H177ZM179 90H180V89H179ZM182 90H183V89H182ZM15 91H16V90H15ZM15 91H14V92H15ZM20 91H22L23 94H22ZM35 91H36V90H35ZM39 91H40V89H39ZM39 91H37V92L39 93ZM47 91H48V90H47ZM60 91H61V90H60ZM60 91H59V93L57 92L56 94H60V96H61ZM69 91H72V90H69ZM69 91H68V96H69L70 98H68V99H71V100H72V103H71V102H70V103H71L73 106H74V105H75V106H78L79 104H81V103H80V100H82V99L79 100V97H78L77 99L79 100V103H76L78 100H77L76 97L73 95V93H70V94H69ZM78 91H80V92H78ZM134 91H135V90H134ZM143 91H144V90H143ZM143 91H142V94H143ZM146 91H148V92L145 93L143 96H147V94L150 96L151 94L149 93V90H146ZM146 91H144V92H146ZM152 91H153V90H152ZM155 91H156V90H155ZM164 91H165V90H164ZM174 91H176V90L173 89L171 92H174ZM189 91H190V90H189ZM0 92H1V91H0ZM49 92H50V91H49ZM200 92L198 93V95L200 94ZM207 92H206V93H207ZM212 92H213V91H212ZM212 92H209V94L212 93ZM2 93H3V92H2ZM11 93H10V94H11ZM20 93H21L22 95H24V98L21 96ZM44 93H45V92H44ZM50 93H51V92H50ZM62 93H63V92H62ZM84 93H85V94H84ZM133 93H134V92H133ZM139 93H140V92H139ZM156 93H158V92H156ZM169 93H170V92H169ZM179 93H180V92H179ZM179 93H178V94H179ZM182 93H183V92H182ZM206 93H204V94L207 95L208 93H207V94H206ZM219 93H222V92H220V90H219ZM0 94H1V93H0ZM33 94H34V93H33ZM36 94H37V93H36ZM47 94H49V93L46 92V98H45V96L43 97L42 95H40L41 97H43V98L40 99V100H43V99L45 98L46 100L44 99V101H47V100H48V99H47V98H48ZM83 94H84L85 96H84ZM120 94H121V95L124 94V95L121 96ZM127 94H129V95L127 96ZM152 94L154 95V92H153ZM166 94H167V93H166ZM175 94H176V93H175ZM202 94H203V93H202ZM37 95H38V94H37ZM50 95H51V94H50ZM50 95H49V96H50ZM65 95H66V94H65ZM71 95L73 96V99L71 98ZM82 95H83V96H82ZM98 95H100V94H98ZM110 95H111V94H110ZM153 95H152V96H153ZM160 95H161V94H160ZM164 95H165V94H164ZM229 95H230V94H229ZM1 96H2V95H1ZM1 96H0V97H1ZM7 96H8V97H7ZM17 96H18V97H20V96L22 97L23 100H20V101H21V103H22V101H23L22 104H25V103H26L25 106H23L21 103H18V102H20V101H18V100L16 99V98H18ZM62 96H63V94H62ZM120 96H121V98H123L122 100H120V99H121ZM158 96H159V95H158ZM162 96H163V95H162ZM169 96H171V94H170ZM169 96H168V97H169ZM179 96H180V95H179ZM202 96H203V95H202ZM211 96H212V95L210 94V96H208V97L211 98ZM225 96H226V95H225ZM6 97H7V99H8V101H7L8 103H7L5 100L2 101V99H3V98L6 99ZM9 97H10V98H13L14 100L16 99V101H13V100L10 99ZM15 97H16V98H15ZM21 97H20V98H21ZM26 97H27V98H26ZM51 97H52V95H51ZM53 97H54V93H53ZM56 97H57V96H56ZM63 97H64V96H63ZM66 97H67V96H66ZM165 97L167 98V96H165ZM172 97H173V96H172ZM176 97H177V96H176ZM199 97H200V95H199ZM208 97H206V98H208ZM227 97H228V96H227ZM20 98H18V99H20ZM25 98H26V99H25ZM28 98H29V99H28ZM38 98H40V97H38ZM107 98H109V99H107ZM111 98H113V99H111ZM139 98H141L142 100H140ZM159 98H160V97H159ZM159 98H158V99H159ZM161 98H162V97H161ZM178 98H179V97H178ZM206 98H202V99L205 100ZM7 99H6V100H7ZM35 99H36V98H35ZM59 99H60V98H59ZM59 99H57V100H59ZM62 99H63V98H62ZM74 99H75V100H74ZM110 99H111V100H110ZM158 99H157V101H159ZM162 99H164V97H163ZM167 99H168V98H167ZM171 99H172V98H171ZM181 99H182V98H181ZM9 100H11V101H9ZM51 100H52V99H51ZM51 100H50V101H51ZM63 100H64V99H63ZM65 100L67 101V99H65ZM73 100H74V102H73ZM127 100H125V102H126ZM138 100L140 101V104L137 103ZM164 100H165V99H164ZM12 101H13V102H12ZM38 101H39V100H38ZM38 101H36V102H38ZM150 101H151V100H150ZM152 101H153V102L155 101L154 98H153ZM174 101H175V99H174ZM179 101L181 102V100H179ZM207 101H208V99H207ZM209 101H210V100H209ZM9 102H10V103H9ZM11 102H12V103H11ZM36 102H35V103H36ZM41 102H42V101H41ZM48 102H49V101H48ZM52 102H53V101H52ZM57 102H58V101H57ZM61 102H62V101H61ZM89 102H91V105H90V106H89V104H87V103H89ZM125 102H124V105H125L126 109H128L129 107L132 106V105H129V104H128V101L126 102V104H125ZM153 102H152V104H151V102H150V103H149L150 106H149V104H148L147 107H151V108L153 107V108H154L157 102H156V101L154 102L155 105H154ZM160 102H161V101H159V103H160ZM171 102H172V101H171ZM176 102H178V100H177ZM180 102H179V103H180ZM182 102H184V99H183ZM182 102H181V103H182ZM200 102L202 103L203 100L200 101ZM204 102H206V100H205ZM35 103H34V104H35ZM43 103H44V102H43ZM68 103H69V102H68ZM75 103H76L77 105H76ZM92 103H93V104H92ZM115 103H116V102H115ZM7 104H8L9 106H11L12 104H14L15 106H16V104H21L22 107H21V105H20V107H21V108H20L19 105H18V108L20 109V111H22V113H19L20 111H18V113H19V114H18V113H17V110H19L18 108H17V109H16V108H13V107H15V106H13V107H11V109H10V107H8ZM10 104H11V105H10ZM30 104H31V105H30ZM34 104H33V108H34L36 105H39V103H36L35 106H34ZM41 104H42V103H41ZM62 104H63V102H62ZM66 104H67V103H66ZM86 104H87V105H86ZM108 104H109V103H108ZM127 104H128V105H127ZM162 104H163V103H162ZM164 104H165V102H164ZM166 104H168V103H166ZM173 104H175V103H173ZM209 104H210V103H209ZM29 105H30V106H29ZM42 105H43V106H42ZM42 105H41L42 107H40V108L38 107V109H39V110H38V115H39L38 118H40V125H39V127H38L39 129L42 127L41 129L43 130V126L46 125V123H47V126H46V127H48L49 130H50V129H54V130H56L58 127H61L62 129H65V128L67 127V126H65V123H66V122H64V121L61 122L62 119L60 120L59 117H58V114H56V112H57V108H56V110L53 109V108H54V107L52 106L53 103L50 104L53 108H51V106H49V103L46 105V102H45V104H42ZM59 105H60V103H59ZM146 105H145V104L143 105V106L145 107V108H144L145 110L147 109V108H146ZM152 105H154V106H152ZM159 105H160V104H159ZM159 105H158V106H159ZM170 105H171V104H170ZM179 105H181V104H179ZM206 105H207V104H206ZM54 106H55V105H54ZM65 106H68V105H65ZM73 106L70 107V110L73 108ZM116 106H117V105H115V108H116ZM143 106H142V107H143ZM162 106H163V105H162ZM16 107H17V106H16ZM23 107H25L26 110H25ZM62 107H64V106H62ZM80 107H78V108H80ZM107 107H109V109H110L111 111H112V109H113V113H112V112L110 113V111H109V112L106 111V110L108 109ZM110 107H111V108H110ZM112 107H113V108H112ZM127 107H128V108H127ZM132 107H133V106H132ZM132 107H131V108H132ZM135 107H134V109L137 110ZM139 107H141V106H139ZM139 107H138V109H139ZM142 107H141V108H142ZM160 107H161V106H160ZM165 107H166V106H165ZM8 108H9V109H8ZM12 108H13V109H12ZM22 108H23L24 110H21ZM60 108H61V106H60ZM64 108H65V107H64ZM66 108H68V107H66ZM66 108H65V109H66ZM74 108H77V107H74ZM74 108H73V109H74ZM131 108H130V109H131ZM163 108H164V107H163ZM171 108H172V107H171ZM6 109H7V110H6ZM14 109H15V110H14ZM34 109H35V108H34ZM34 109H33V110H34ZM58 109H59V108H58ZM101 109H102V110H101ZM109 109H108V110H109ZM120 109H121V111H123L122 113H120V114H123V115H121V116L124 117V115L126 114V117H124V118H127V119L129 118V122L126 121L127 119L125 120V122L127 123V125H126L125 123H123V124H124V125H123L120 121L118 122L119 119H123V120H121V121L124 122V118L119 117L120 114L118 113V111H119ZM144 109H142V110L145 111ZM156 109H157V107H156ZM159 109H160V108H159ZM9 110H13V111H15V112H13V113H14V114L16 113L18 116L14 115L13 113L11 114ZM59 110H60V109H59ZM66 110H67V109H66ZM66 110H65V111H66ZM76 110H77V109H76ZM78 110L80 111L81 109H78ZM84 110H85V111H84ZM103 110H104L106 113L108 112V113H107L108 115L105 114V115L108 116V117H109V113H110V117H111V114H113V115L115 114L114 116L117 115V116L119 117L118 120L116 119V118H118V117H117V116L115 117V120H117V121H116L117 124L115 123L114 119L112 120V118H110V117H109V118H110L112 121H111L110 119H108L109 121L107 120V121L110 123V128L113 127V125H115V127L117 126V129H116V128L114 129V131H116V132H114V133H113V132H109V133H106V134H105V132H107V130H106V128H104V127H105V126L108 127L109 124H108V126H107L106 123H105V122H107V121L104 120V119H102V118L105 117V115H104L105 112H104ZM135 110H133V111H135ZM148 110H149V111H152V113H153V111H154V112L156 111L155 108H154V110H153V109H148ZM148 110H146V112H147ZM8 111H9V112H8ZM31 111H32V110H31ZM36 111H37V110H36ZM79 111H78V112H79ZM121 111H119V112H121ZM143 111H141V113L144 114ZM149 111H148V112H149ZM157 111H158V109H157ZM11 112H12V111H11ZM32 112H33V111H32ZM54 112H55V114L57 115L56 117H55ZM59 112H60V111H59ZM59 112H58V113H59ZM67 112H68V110H67ZM67 112L65 113V114H66L65 117L68 115ZM72 112H73V111H72ZM91 112H92V111H91ZM101 112H103V114H102ZM124 112H126V113L124 114ZM146 112H145V116H147V115H146ZM158 112H159V111H158ZM158 112H157V114H158ZM228 112H229V111H228ZM8 113H10V114H8ZM24 113H25V114H24ZM34 113H35V112H34ZM61 113H62V112H61ZM74 113H75V112H74ZM100 113H101L102 116H103V117H102V116H99V117H101V118L97 117ZM127 113H129L128 115H131V113H133V115H132L131 117H127ZM135 113H136V112H135ZM139 113H140V109H139V110L137 111V113H136V114H137V118L139 117L138 119L143 120V119H144V115L142 114V116H140L141 113H140V114H139ZM152 113H151V114H152ZM160 113H161V112H160ZM230 113H232V112H230ZM79 114H81V113H79ZM79 114H78V115H79ZM95 114H96V113H95ZM138 114H139V115H138ZM151 114H149V115L151 116ZM21 115H22V116H21ZM76 115H77V114H76ZM93 115H94V114H93ZM149 115H148V116H149ZM153 115H154V114H153ZM153 115H152V116H153ZM155 115H156V112H155ZM29 116H30V115H29ZM33 116H34V114H33ZM33 116H31L32 119H34ZM60 116H61V118H62L63 115H60ZM68 116H69V118H74V117H72V115H68ZM70 116H71V117H70ZM156 116H157V115H156ZM19 117H18V118H19ZM57 117H58V118H57ZM65 117H64V118H65ZM108 117H106V118H108ZM140 117H143V119H141ZM229 117H230V116H229ZM20 118H19V119H20ZM24 118H23V119H24ZM29 118H30V117H29ZM77 118H79V117H77ZM80 118H81V120H83L82 117H80ZM91 118H92V121H93V122H91ZM113 118H114V117H113ZM135 118H136V116H134V120L136 121ZM146 118H147V120H148V117H146ZM146 118H145V119H146ZM13 119H14V120H13ZM16 119H17V118H16ZM32 119H31V120H32ZM58 119H59V120H58ZM74 119H75V118H74ZM138 119H137V120H138ZM152 119H153V118H152ZM134 120H133V121H134ZM230 120H231V119H230ZM19 121H20V120H19ZM24 121H25V119H24ZM35 121H36V120H35ZM38 121H39V120H38ZM71 121H73V119H72ZM74 121H75V120H74ZM83 121H84V120H83ZM83 121H80V119H79V122L83 123ZM110 121H111V122H114V123H111ZM133 121H132V122H133ZM153 121H154V120H153ZM20 122L22 123V121H20ZM20 122H19V124L21 125ZM25 122H26V121H25ZM25 122H24V125L27 124V123H25ZM29 122L32 123V121L28 120V123H29ZM63 122H64V125L62 124ZM67 122H68V121H67ZM138 122H139V120H138ZM138 122H137V124L134 122V123H135L134 125H135V126L137 125L136 127H138ZM68 123H69V122H68ZM68 123H66V125H67ZM76 123H77V122H76ZM118 123H121L122 125L120 124V126H118V125H119ZM130 123H131V122H130ZM19 124H17V126H19ZM29 124H30V123H29ZM33 124H34V123H33ZM61 124H62L63 127H64V126H65V127L63 128V127L61 126ZM85 124H87V123H85ZM85 124H84V125H85ZM111 124H113V125H111ZM131 124H132V123H131ZM149 124H151V123H149ZM30 125H31V124H30ZM37 125H38V124H37ZM37 125H35V126H37ZM78 125H79V124H78ZM78 125H77V126H78ZM134 125H132L133 128L128 127L127 129H132V130H133V129L135 128V129L137 130V128H136ZM145 125H146V124H145ZM14 126H15V125H14ZM21 126H23V125H21ZM26 126H27V125H26ZM40 126H41V127H40ZM68 126H69V125H68ZM96 126L99 127L98 129H96L97 131L99 130V131L101 132V129H103V128H104V130H106V131L103 130L104 132L102 131L103 134H105L106 137L103 136V135H102V137H100V136H101V133H100L99 131H98V133H100V134L97 133V131L95 130V127H96ZM129 126H130V125H129ZM229 126H230V125H229ZM27 127H28V126H27ZM29 127H30V126H29ZM33 127H34V125H33ZM44 127H45V126H44ZM123 127H120L121 130H122ZM139 127H140V125H139ZM139 127H138V128H139ZM143 127H144V126H141V127L139 128V129H141L140 131H142V129H144ZM11 128H12V129H11ZM14 128H15V127H14ZM18 128H19V127H18ZM31 128H32V125H31ZM35 128H36V127H35ZM38 128H37V130H38ZM61 128H58V130H60V132H61ZM79 128H80V127H79ZM147 128H148V127H147ZM20 129L22 130V127H20ZM24 129H25V131L23 130V132L26 133V129H27V128L24 127ZM33 129H34V128H32L31 130H33ZM41 129H40V130H41ZM86 129H85V130H86ZM111 129H112V128H111ZM111 129H110V130H111ZM124 129H125V128H124ZM10 130H11V131H10ZM16 130H17V128H16ZM27 130H28V129H27ZM29 130H30V129H29ZM29 130H28V132H29ZM31 130H30V131H31ZM35 130H36V129H35ZM42 130H41V131H42ZM110 130H108V131H110ZM132 130H131L132 134H133V133L136 134V132H133V131H135V130H133V131H132ZM227 130H228V129H227ZM17 131H19V130H17ZM38 131H39V130H38ZM41 131H40V133H41ZM44 131H45V130H44ZM62 131H63V130H62ZM71 131H73V132H71ZM82 131H84V132H82ZM124 131H125V130H124ZM124 131H121V132H124ZM126 131H127V130H126ZM126 131H125V132H126ZM137 131H139V130H137ZM145 131H146V132H145ZM145 131L143 130L141 133H140V132H137V133H138L139 135H140V134H143V132L146 134L148 130H145ZM150 131H151V130H150ZM231 131H233V130H231ZM12 132H13V131H12ZM23 132H21V134H22ZM34 132H35V134H36L37 131H34ZM34 132H32V133H34ZM56 132H58V131L56 130ZM85 132H86L87 134H90V135H91V133H93L94 135H95V133H96L97 135H100L99 138H98L97 136L93 137V138L101 139V140H98V139H97L99 143H96L97 141L95 142V145L97 144L96 147H95V145H94V141H93V145H94V147L92 148V146H93V145L91 146V144H92L91 142H92V141H91V140H88V139H90V138H88V136H87V134H85ZM121 132H119V134H123V133H121ZM125 132H124V134H125ZM15 133H16V131H15ZM18 133H19V137H20V135H21V134H20V131H19ZM38 133H39V132H38ZM38 133H37V134H38ZM42 133H43V132H42ZM45 133H46V132H45ZM51 133H52V132H50V134H51ZM129 133H130V131H129ZM150 133H151V132H150ZM150 133H149V134H150ZM230 133H231V132H230ZM230 133H229V135H230ZM12 134H13V136H14V132H13ZM12 134L10 133V135H12ZM16 134H17V133H16ZM23 134H24V133H23ZM28 134H29V133H28ZM28 134H27V135H28ZM35 134H34V135H35ZM53 134H54V133H53ZM62 134H63V132H62ZM62 134L59 135V132H58L57 135L60 136V137H62V136H61ZM68 134H65V133H64L63 136L66 135V136H64V137L66 138L67 136H69ZM119 134H118V136H119ZM127 134H128V133H127ZM145 134H144V136L146 137L147 134H146V135H145ZM7 135H8V133H6V136H5V135H4V136L7 137ZM30 135H32V134H30ZM46 135H47V134H46ZM46 135H45V136H46ZM57 135H56V136H57ZM72 135H70V136L72 137ZM82 135H83V136H82ZM231 135H232V133H231ZM231 135H230V136H231ZM8 136H9V135H8ZM16 136H17V135H16ZM23 136H24V135H23ZM37 136H38V135H37ZM40 136H41V134H40ZM40 136H39V138H40ZM42 136H43V135H42ZM45 136H44V137H45ZM50 136H51V135H50ZM118 136H117V137H118ZM123 136H124V135H123ZM135 136L137 137V135H135ZM135 136H133V137H135ZM141 136H142V135H141ZM144 136H143V137H144ZM150 136H151V135H150ZM19 137H18V138H19ZM34 137L36 138V135H35ZM47 137H48V136H47ZM52 137H53V136H52ZM64 137H62L64 141L68 139V138L65 139ZM71 137H70V139H71ZM75 137H72V139L75 138ZM89 137H90V136H89ZM91 137H92V136H91ZM148 137H149V136H148ZM0 138H1V137H0ZM9 138H10V137H9ZM11 138H13V137L11 136ZM11 138H10V139H11ZM15 138H16V137H15ZM15 138H14V139H15ZM28 138H29V137H28ZM30 138H31V137H30ZM58 138H59V137H58ZM109 138H108V139H109ZM119 138H120V137H119ZM124 138H125V137H124ZM149 138H151V137H149ZM2 139H3V141H4V139H7V138L2 137ZM10 139H8V140H10ZM19 139H20V138H19ZM19 139H18V140H19ZM47 139H48V138H47ZM47 139H46V140L44 139V142L46 141V143H47V141H48ZM52 139H53V138H51V139H49V140L51 141ZM70 139H68V141H67L68 143H71ZM77 139H80V137L77 138ZM81 139H80V141H81ZM108 139H107V140H108ZM134 139H136V138H133V139H132L133 142H134ZM138 139L140 140V138H138ZM230 139H232V137H230ZM18 140H17V141H18ZM21 140H22V139H21ZM32 140H33V139H31L30 141H32ZM39 140H40V139H39ZM39 140H38V142H39ZM57 140H58V139H57ZM93 140H95V139H93ZM107 140H106V141H107ZM109 140H110V139H109ZM109 140H108V141H109ZM118 140H119L120 143H119L118 141H115V144H113L114 142H112V144H111L110 142L107 144L106 141H103V142H106V143H102V144H104L103 146H104L105 148H104L103 146H101L102 144L100 143L98 151L100 150L101 147H103V148L106 150V148H107L108 146H110V145H112V146H114V145L117 146L118 144H119V148H122V149L124 150V149H125L124 147H125L126 145L129 144V143H128V144H126V145L123 146V145H122V142L125 143V141H123V138H122V137H121V141H120V139H118ZM228 140H229V139L227 138V139L224 141V142H225V143H224L225 145L222 143V144L224 145V148L222 149V150H223L222 152H223L224 154L221 155L222 158L219 157V158L222 159V160L225 158V160H223V161H225V162H226V157H223V156L225 155L226 150H228L227 148H229L228 145L230 144V140H229V144L227 143ZM0 141H1V140H0ZM3 141H2V142H3ZM11 141H13V140L11 139ZM15 141H16V140H15ZM15 141H13V142H15ZM24 141H25V140H24ZM26 141L28 142L27 139H26ZM26 141H25V142H26ZM42 141H43V140H42ZM50 141H49V142H50ZM54 141H55V140H54ZM58 141H59V140H58ZM64 141H63V142H64ZM69 141H70V142H69ZM73 141H74V142H72V143H75L76 140L74 139ZM80 141L78 140V142H80ZM90 141H91V142H90ZM132 141H131V142H132ZM140 141H141V140H140ZM144 141H145V140H144ZM5 142H6V144H7V140H5ZM32 142H33V141H32ZM40 142H41V141H40ZM49 142H48V144H50ZM65 142H66V141H65ZM67 142H66V143H67ZM117 142H118V144H117ZM126 142H127V141H126ZM131 142H130V144H132ZM136 142H137V141L135 140V143H136ZM141 142H143V141H141ZM3 143H4V142H3ZM3 143H2L1 145H3ZM28 143H29V142H28ZM28 143L25 144V145L28 146ZM41 143H42V142H41ZM56 143H57V142H56ZM59 143H60V142H59ZM80 143H82V144L85 145V143H83L82 141H81ZM135 143H134V144H135ZM138 143H139V142H137V144H138ZM11 144H12V143H11ZM18 144H20V143H18ZM31 144H32V143L30 142V144H29L30 147H29V148L32 147ZM37 144H38V143H37ZM43 144H44V143H43ZM54 144H55V143H54ZM62 144H63V143H62ZM76 144H79V143L76 142ZM105 144H107V147L105 146ZM116 144H117V145H116ZM130 144H129V145H130ZM226 144H227V146H226ZM1 145H0V146H1ZM9 145H10V144H9ZM12 145H13V144H12ZM14 145H15V144H14ZM23 145H24V144H23ZM39 145H40V144H39ZM41 145H42V144H41ZM51 145H52V144H51ZM51 145H50L49 148H51ZM66 145H68V144H66ZM70 145H71V144H69V147H70ZM84 145H83V147H86V146H84ZM120 145L123 146V147H120ZM139 145H140V143H139ZM139 145H135V146H139ZM141 145H143V144H141ZM223 145H222V146H223ZM43 146H44V145H43ZM48 146H49V145H48ZM64 146H65V145H64ZM80 146H81V144H80ZM87 146H88V145H87ZM112 146H111V147H112ZM115 146H114L113 148H115V149L118 148V147H115ZM130 146H131V145H130ZM229 146H230V145H229ZM1 147H2V146H1ZM3 147H4V146H3ZM6 147H7V146H6ZM10 147H12V146L10 145L9 148H10ZM19 147H21V146H19ZM19 147H18V149H19ZM23 147H24V146H23ZM46 147H47V146H46ZM56 147H57V146H56ZM56 147H55V148H56ZM62 147H63V146H62ZM81 147H82V146H81ZM128 147H129V146H128ZM139 147H141V146H139ZM139 147H135L136 150H135L134 147H133V148H134V150L137 152V149H140ZM7 148H8V147H7ZM7 148H6V149H7ZM9 148H8V149H9ZM15 148H16V146H15ZM24 148H25V147H24ZM27 148H28V147H27ZM32 148H34V146H33ZM44 148H45V147H44ZM57 148H58V147H57ZM94 148H95V149H94ZM119 148H118V149H119ZM129 148L131 149L132 147H129ZM225 148H226V150H225ZM6 149H4V150H6ZM13 149H14V148H13ZM16 149H17V148H16ZM25 149H26V148H25ZM52 149H53V145H52ZM61 149H62V148H61ZM61 149H60V150H61ZM66 149H68V147H67ZM69 149H70V148H69ZM74 149H75V148H74ZM81 149H82V148H81ZM83 149H84V148H83ZM87 149H88V147H87ZM91 149H88V150H91ZM101 149H102V148H101ZM104 149H102V150L100 151V153H103V150H104ZM108 149H111V148L108 147ZM115 149H112L111 151H113V150L115 151ZM118 149H117V152L120 153L122 150H121V149L118 150ZM141 149H142V147H141ZM9 150H10V149H9ZM21 150H22V148L20 149V151H21ZM30 150H31V149H30ZM34 150H35V148H34ZM37 150H38V149H37ZM44 150H47V149L45 148ZM58 150H59V149H58ZM64 150H65V149H64ZM64 150H63V151H64ZM70 150H71V149H70ZM105 150H104V151H105ZM17 151H19V150H17ZM20 151H19V152H20ZM35 151H36V150H35ZM40 151H41V150H40ZM42 151H43V150H42ZM47 151H48V150H47ZM50 151H51V149H50ZM55 151H56V150H55ZM66 151H67V150H66ZM75 151H76V153H75ZM75 151H73V152H71V153H73V154H77V153H78V154H79V152H78L79 149H78V151H77V149H75ZM107 151H108V150H107ZM109 151H110V150H109ZM114 151H113V152H114ZM125 151H126V149H125ZM131 151H132V150H131ZM138 151H139V150H138ZM0 152H4V155H5V151H1V150H0ZM9 152H11V151H9ZM13 152L15 153V150H13ZM23 152H24V151H23ZM25 152H26V150H25ZM31 152H34V151H31ZM43 152H44V151H43ZM45 152H46V151H45ZM45 152H44V153H45ZM60 152H61V151H59V153H60ZM64 152H65V151H64ZM85 152H87V151H84V153H85ZM96 152H97V151H96ZM128 152H129V151H128ZM228 152L230 153L229 150H228ZM7 153H8V150H7ZM14 153H13V154H14ZM17 153H18V152H17ZM17 153H15V154L17 155ZM26 153H27V152H26ZM28 153L30 154V151H29ZM37 153H38V154H36V153H35V154H36V155H39V152H37ZM50 153L52 154V152H49V154H50ZM80 153H81V152H80ZM94 153H95V152H94ZM97 153H98V152H97ZM107 153H108V152H107ZM114 153H115V152H114ZM226 153H227V152H226ZM229 153H228V154H229ZM0 154H1V153H0ZM13 154H12V155L10 154L11 157H14ZM18 154H20V153H18ZM29 154H27V155L29 156ZM32 154H33V153H32ZM41 154H43V153L41 152L40 155H41ZM62 154H63V152H62ZM62 154H61V155H62ZM67 154H68V153H66V155H67ZM73 154H72V155H73ZM78 154L76 155L77 157H78ZM81 154H82V153H81ZM85 154H86V153H85ZM88 154H89V152H88ZM105 154H106V153H105ZM137 154H139V152H138ZM137 154H136V155H137ZM216 154H217V153H216ZM16 155H15V157H16ZM45 155H46V153H45ZM53 155H54V152H53ZM56 155H57V154H56ZM56 155H54V156L56 157ZM58 155H59V154H58ZM58 155H57V158H58V159L56 158L57 160H55L54 157H53V159H52V155H51V159H52V160H50V162L54 160V161H53L54 165H53L52 162L50 163V164L53 165V166L51 165V166H52V170H53L54 166H56V161L60 162L59 164H62V166H63V163L65 162V160H66V163H67V161H68L67 158H65L63 155L61 156V161H60V159H59L60 156H58ZM66 155H65V156H66ZM79 155H80V154H79ZM91 155H92V152H91ZM99 155H100V154H99ZM115 155H116V154H115ZM122 155H123V152H122ZM232 155H233V154H231L230 157H229V155H228V157H229V158H232ZM2 156H3V154L1 155V157H2ZM6 156H7V155H6ZM8 156H9V154H8ZM8 156H7V158H8ZM30 156H31V154H30ZM33 156H35V155H33ZM67 156L69 157V155H67ZM70 156H71V155H70ZM88 156H89V155H88ZM94 156H95V155H94ZM106 156H107V155H106ZM117 156H118V155H117ZM117 156H116V157H117ZM124 156H125V155H124ZM124 156H123L122 159H124ZM218 156H219V155H218ZM225 156H226V155H225ZM257 156H258V155H257ZM257 156H255V157H257ZM259 156H261V155H259ZM259 156H258V158H259ZM11 157H10V159H12ZM15 157H14V158H15ZM31 157H32V156H31ZM35 157H36V156H35ZM35 157H34V158H35ZM62 157L65 158V160H64ZM80 157H81V155H80ZM99 157H100V156H99ZM99 157H98V158H99ZM109 157H110V156H109ZM121 157H122V156H121ZM137 157H138V155H137ZM216 157H217V156H216ZM19 158H20V160H21V157H19ZM26 158H27V157H26ZM29 158H30V157H29ZM43 158H45V160H43V162H44V161H46V159L49 158V157L46 158V156L44 157V154H43ZM43 158H42V159H43ZM70 158H71V157H69V159H70ZM73 158H74V157H73ZM89 158H90V157H89ZM96 158H97V156H96ZM96 158L94 157V159H95L94 161H96ZM98 158H97V159H98ZM100 158H101V160H103L104 156H103V158H102V156H101ZM111 158H112V157H111ZM111 158H110V159H111ZM114 158H115V157H114ZM2 159H4V157H3V158H0V161H2ZM5 159H6V157H5ZM17 159H18V156H17ZM17 159H16V160H17ZM24 159H25V157H24ZM38 159H39L38 161H41V160H42V159L39 158V157H38ZM40 159H41V160H40ZM62 159L64 160L63 163H61V162H62ZM76 159L79 160V157L76 158ZM233 159H234V158H233ZM233 159H231V160H233ZM255 159H256V158H255ZM13 160H14V159H12V161H13ZM25 160H28V159H25ZM31 160H33V158H32ZM71 160H74V159H71ZM107 160H108V158H107ZM115 160H116V159H115ZM119 160H120V158H119ZM119 160H118V162H119ZM214 160H215V159H214ZM217 160H218V158H217ZM217 160H216V161H217ZM227 160H228V158H227ZM257 160L260 161L261 158H260V159H257ZM6 161H7V159H6ZM9 161H11V160H9ZM9 161H8V162H5V161H4V164H3V165L5 166L4 169L7 168V169H14V170H15V169L17 168V166H16V165H17V162H16V165H14V164H15V163H14V164H13L14 166H12V165H10L11 162H9ZM75 161H77V160H75ZM98 161H100V159H99ZM110 161H111V160H110ZM112 161H114V160H112ZM216 161H215V163H216ZM218 161H219V160H218ZM246 161H247V160H246ZM246 161H245V163H246ZM249 161H250V160H249ZM251 161H252V160H251ZM251 161H250V162H251ZM253 161H254V160H253ZM255 161H256V160H255ZM258 161H257V162H258ZM2 162H3V161H2ZM19 162H20V161H19ZM24 162H25V161H24ZM28 162H30V161H28ZM33 162H35V161H33ZM36 162H37V160H36ZM70 162H73V161H70ZM70 162H69V164H70ZM77 162H78V161H77ZM103 162H104V161H102V163H103ZM107 162H108V161H107ZM114 162H115V161H114ZM225 162H223L224 165H225ZM227 162H228V161H227ZM230 162H231V161H230ZM243 162H244V161H243ZM243 162H242V163H243ZM0 163H1V162H0ZM21 163H23V162L21 161ZM26 163H27V162H26ZM44 163H46V162H44ZM79 163H80V162H79ZM97 163H98V162H97ZM108 163H110V162H108ZM121 163H122V161H120V165H119V166H122ZM188 163H189V162H188ZM188 163H187V165H184V166L189 167V166H188ZM191 163H192V161H190V163H189V164H190V167H191L192 169H189V168H188V170H187L188 172H190L191 170H193V167H192ZM193 163H194V162H193ZM193 163H192V164H193ZM218 163H219V162H217V164H216L215 167L218 166ZM228 163H229V162H228ZM233 163H236V162H233V161H232L231 164H230V163H229V164L232 165ZM247 163H248V162H247ZM255 163H256V162H255ZM255 163H254V164H255ZM259 163H260V162H259ZM24 164H25V163H24ZM28 164H29V163H28ZM39 164H42V166H43V163H42V162H39ZM39 164H38V166H36V167H40ZM59 164H57V165H59ZM74 164H75V165L73 166V168H76V167H75V166H76V162H74ZM88 164H90V163H88ZM93 164H94V163H93ZM93 164H92V165H93ZM104 164H105V163H104ZM106 164H107V163H106ZM221 164H222V161L220 162L219 169L221 168V169L224 170L225 167H223L224 165L222 166ZM229 164H228V167H229ZM257 164H258V163H257ZM18 165H19V163H18ZM29 165H30V164H29ZM48 165H49V164H48ZM64 165H66V164H64ZM71 165H72V163H71ZM111 165H112V164H111ZM175 165H176V167L179 166L178 163L175 164ZM175 165H174L173 169H174V168L176 169ZM212 165H213V164H212ZM214 165H215V164H214ZM214 165H213V166H214ZM245 165H246V164H245ZM250 165H252V164L250 163ZM250 165H249V167H250ZM22 166L24 167V165H22ZM22 166H21V167H22ZM46 166H47V165H46ZM62 166L60 165V168H61ZM83 166H84V165H83ZM87 166H88V165H87ZM87 166H86V167L84 166V169L87 168ZM93 166L95 167V164H94ZM97 166H98V165H97ZM99 166H100V164H99ZM102 166H103V165H102ZM105 166H106V165H105ZM170 166H171V165H170ZM14 167H15V168H14ZM19 167H20V165H19ZM27 167H28V166H26L25 169H26ZM48 167H50V165H49ZM63 167H64V166H63ZM67 167H68V166H67ZM69 167H70V165H69ZM69 167H68V168H69ZM77 167L79 168L78 164H77ZM103 167H104V166H103ZM108 167H109V166H108ZM114 167H115V166H114ZM179 167H180V166H179ZM195 167H197V166L194 165V168H195ZM215 167H213V170H211V171H213V173H214V171H215V169H216ZM226 167H227V164H226ZM228 167H227V169H226L227 171L230 169V168H228ZM235 167H236V165H235ZM238 167H239V164H238ZM241 167H242V165H241ZM247 167H248V166H247ZM254 167H255V169H256V166H254ZM1 168H2V167H1ZM29 168H31V167H28L27 169L30 170ZM43 168H46L45 165H44ZM56 168H57V167H56ZM56 168H54V169H56ZM71 168H72V167H71ZM73 168H72V169H73ZM88 168H90V167H88ZM100 168H102V167L100 166ZM104 168H105V167H104ZM182 168H183V167H180L181 171L184 169V168H183V169H182ZM232 168H234V167L231 166V169H230V170L232 171V173H236V172L238 171V170L236 169L237 171L235 170V172H234V171L232 170ZM259 168H260V167H259ZM2 169H3V168H2ZM4 169H3V170H4ZM17 169H18V168H17ZM25 169H24V170H25ZM32 169H33V167H32ZM46 169H47V168H46ZM61 169H62V168H61ZM76 169H77V168H76ZM81 169H83V168H81ZM81 169H80V171H81ZM93 169H94V168H93ZM96 169H97V167H96ZM107 169H108V168H106L105 170H107ZM109 169H110V168H109ZM111 169H112V168H111ZM111 169H110V170H111ZM119 169H120V168H119ZM175 169H174V170H175ZM178 169H179V168H178ZM178 169H176L175 171H176V173L178 172L177 174H179L180 176H181V174H182L183 172L186 171V170L184 169L185 171L183 170V172L180 173V172H179L180 170H178ZM195 169L197 170V168H195ZM195 169H194V171H196ZM217 169H218V168H217ZM219 169L216 170V172H215L214 174L220 175V174H221L220 172H222L223 175H222V174H221V175H222L223 177H222L221 175H220V176H221L222 178H221L220 176H217V175H214V176L219 177L218 180H220V178H221V182H220V181H219V183L216 182V180H215L216 177L213 178V177H214L213 175H212V176H213L212 178H213V180H215V183H217V185L219 186V187L217 186L218 190L220 189L221 192H224V191L222 190V188H223V189L225 188L224 190H226V188H228V186H231V185L234 183V181H232V178H233V177H232V174H229V176L227 175L228 173H230V170L228 171V173H227L226 170H224V171L227 173V174H225L224 171H220V172H219ZM238 169H239V168H238ZM241 169H246L245 171L248 172V169H247V168L242 167ZM249 169H250V168H249ZM14 170H11V171L14 172ZM19 170H21V168L18 169V171H19ZM28 170H27V171H28ZM35 170H36V169H35ZM35 170H34V171H35ZM42 170H44V169H42ZM59 170H60V169H59ZM63 170H66V169L63 168ZM63 170H61V171L59 172V174L62 173V172H63V174H64V172H66V171H63ZM67 170H68V169H67ZM90 170H91V169H90ZM90 170H89V171H90ZM97 170H99V169H97ZM100 170H102V169H100ZM120 170H121V169H120ZM253 170H254V169H253ZM253 170H252V171H253ZM256 170H257V169H256ZM4 171H6V170H4ZM18 171H17V172H18ZM25 171H26V170H25ZM38 171H39V170H38ZM38 171H37V172H38ZM45 171H46V170H45ZM47 171H48V169H47ZM50 171H51V169H50ZM70 171H71V169H70ZM76 171H77V170H76ZM108 171H109V170H108ZM118 171H119V170H118ZM217 171H218V172H217ZM239 171H240V173H241V178H242V175L246 174V172H245L244 174H242V171H243V170H239ZM239 171H238V173H237L238 175H239ZM257 171H258V170H257ZM6 172H8V170H7ZM13 172H12V175H11L10 172H8V173H10L11 177L14 175L13 178H14V177H15V179L18 178V177H16V176H18V175H16V173L14 174ZM20 172H21V171H20ZM20 172H19V174H21L23 171H22L21 173H20ZM56 172L58 173V169H56ZM72 172H74V171H72ZM91 172H92V171H91ZM94 172H95V169H94L93 173H94ZM122 172H123V171H121V173H122ZM223 172H224V173H223ZM243 172H244V171H243ZM253 172H254V171H253ZM0 173H1V171H0ZM2 173H5V172H2ZM8 173H7V174H8ZM23 173H25V172H23ZM23 173H22V174H23ZM28 173H29V172H27V174H28ZM34 173H35V172H34ZM39 173H41V171H40ZM39 173H38V174H39ZM44 173H45V172H44ZM48 173H49V172H48ZM67 173H68V172H67ZM67 173L65 174L66 178L68 177V176H67V175H68ZM75 173H76V175L78 174L77 172H75ZM75 173H74L73 175H75ZM93 173H92V175H93ZM98 173H100V172H97V174H98ZM103 173H104V172H103ZM114 173H115V174H118V173H117V170H116V172H114ZM121 173L119 172V176H120V177H121V175H122ZM123 173H124V172H123ZM186 173H187V172H185V174H186ZM193 173H194V174H193ZM196 173H197V171H196ZM219 173H220V174H219ZM250 173H252V172H250ZM254 173H255V172H254ZM256 173H257V172H256ZM258 173H259V172H258ZM7 174H6V175H7ZM29 174H31V173H29ZM50 174H51V173H50ZM63 174H62V175H63ZM80 174L82 175L81 172H80ZM88 174H91V173L88 172ZM120 174H121V175H120ZM183 174H184V173H183ZM183 174H182V175H183ZM188 174H190V173H188ZM210 174H212V173H210ZM210 174L208 173V175H210ZM224 174H225V175H224ZM237 174H233V175H234V176H235V175L237 176ZM248 174H249V173H248ZM6 175H4V176H6ZM15 175H16V176H15ZM25 175H26V174H25ZM32 175H33V174H32ZM39 175H41V174H39ZM45 175H46V174H45ZM45 175H44V176H45ZM62 175H61V176H62ZM192 175L195 176V172H192V171H191V175H190V176H192ZM257 175H258V174H257ZM0 176H2V174H0ZM42 176H43V175H42ZM54 176H57L56 173L54 174ZM61 176H59V178H60ZM65 176H64V177H65ZM70 176H71V174H70ZM86 176H90V175H86ZM119 176L116 175V177L120 178ZM180 176H178V177H179V178H178L179 180L175 179V182H176V181H177V182L179 181V184H182V183H180ZM236 176H235V177H236ZM11 177H10V178H11ZM21 177H22V176H21ZM21 177L19 176V179H20ZM28 177H29V176H28ZM30 177H31V175H30ZM33 177H34V176H32L31 179H32ZM39 177H40V176H39ZM52 177H53V176H51L50 178H52ZM57 177H58V176H57ZM62 177H63V176H62ZM62 177H61V178H62ZM77 177H78V175H77ZM79 177H80V176H79ZM79 177H78V178H79ZM81 177H84V176H81ZM91 177H92V176L88 177V179H89V178L91 179ZM93 177H94V176H93ZM243 177H245V175H244ZM8 178H9V175H8ZM13 178H12V179H13ZM26 178H27V176H26ZM34 178H35V177H34ZM71 178H72V176H71ZM71 178H69V179H71ZM96 178H97V177H96ZM176 178H177V176H176ZM208 178H209V177H208ZM236 178H237V179H235V180H237V181H238V179H240V178H238V176H237ZM3 179H5V178H2V180H3ZM19 179H17L16 181H18ZM24 179H25V177H24ZM31 179H30V180H31ZM37 179H38V177H37ZM37 179H36V180H37ZM44 179H45V178H44ZM52 179H53V178H52ZM52 179H51V180H52ZM79 179H80V178H79ZM122 179H123V183H124V181L126 180V179L124 180V175L122 176ZM122 179L120 178L119 180H122ZM210 179H211V178H210ZM216 179H217V178H216ZM244 179H246V178H244ZM244 179H242V180H244ZM2 180H1V181H2ZM8 180H10V179H8ZM8 180H7V181H8ZM30 180H29V181H30ZM34 180H35V179H34ZM36 180H35V182H36ZM47 180H48V179H47ZM60 180H61V179H60ZM62 180H63V179H62ZM62 180H61V181L58 180V181H59V183L61 182L60 184L63 186ZM67 180H68V178L66 179V182H67ZM82 180H83V179H82ZM101 180H102V179H101ZM101 180H100V181H101ZM103 180H104V178H103ZM103 180H102V181H103ZM194 180H195V179H194ZM211 180H212V179H211ZM211 180H210V181H211ZM233 180H234V179H233ZM7 181L5 180L4 182L6 183ZM10 181H11V180H10ZM22 181H24V180H21V182H19L18 184L22 183ZM26 181H28V180H26ZM48 181H49V180H48ZM77 181H81V180H77V179H76V182H77ZM87 181H88V180H87ZM190 181H193V178H192V180H190ZM190 181H189V182H190ZM230 181L233 182V183H232L231 185H228V183H229ZM237 181H235V184L237 183ZM244 181H245V180H244ZM250 181H251V180H250ZM13 182H14V181L11 182V185H7L6 188H5L4 190H6V189H10V188H8V187H9V186H12V185H13ZM24 182H25V181H24ZM35 182H34L33 180H32V182H30V183H31V187H33L32 185H33V183H35ZM40 182H41V181H40ZM56 182H57V181H55V184H54V185H56ZM63 182H64V180H63ZM71 182H72V181H71ZM71 182H70V183H71ZM74 182H75V181H74ZM84 182H85V180L83 181V183H84ZM90 182H92V181H90ZM93 182H95V181L93 180ZM181 182H182V176H181ZM194 182H195V181H194ZM206 182H207V181H206ZM208 182H209V180H208ZM212 182H213V181H212ZM212 182H211V183H212ZM238 182H239V181H238ZM240 182H242V181H240ZM240 182H239V183H240ZM0 183H1V182H0ZM43 183H44V182H43ZM45 183H46V182H45ZM48 183H49V182H47V185H48ZM51 183H52V181H51ZM57 183H58V182H57ZM64 183H65V182H64ZM68 183H69V182H68ZM83 183H80V184H83ZM195 183H196V182H195ZM211 183L209 182V184H211ZM213 183H214V182H213ZM213 183H212V184H213ZM225 183H227V185H228L227 187H224V186H225ZM261 183H264V181L261 182ZM2 184H3V183H2ZM7 184H9V183L7 182ZM23 184H26V183H22L21 185H23ZM37 184H38V183H37ZM60 184H59V185H60ZM65 184H66V183H65ZM80 184L78 183V185H80ZM84 184H85V183H84ZM89 184H90V183H89ZM91 184H93V183H91ZM96 184H97V183H95L94 185H96ZM102 184L106 186V183L104 184V182H102ZM121 184H122V183H121ZM175 184H177V183H174V185H175ZM212 184H211V185H212ZM235 184H234V185H235ZM247 184H248V182H247ZM16 185H17V183H16ZM21 185H20V186H21ZM34 185H35V184H34ZM39 185H40V183H39ZM42 185H43V184H42ZM52 185H53V184H52ZM74 185H75V184H74ZM86 185H87V184H86ZM94 185H93V187H94ZM98 185H99V184H98ZM98 185H97V186H98ZM194 185H195V184H194ZM205 185H206V184H205ZM242 185H243V184H242ZM248 185H249V184H248ZM254 185L256 186V184H254ZM258 185H259V184H258ZM260 185H261V184H260ZM3 186H4V185H3ZM23 186H24V185H23ZM25 186H27V185H25ZM28 186H29V184H28ZM43 186H44V185H43ZM49 186L52 187L51 184H50ZM57 186H58V185H57ZM57 186H56V187H57ZM64 186H65V185H64ZM76 186H77V185H76ZM83 186H84V185H83ZM83 186L81 185V187H83ZM88 186H90V185H88ZM99 186H100V185H99ZM99 186H98V187H99ZM120 186H121V185H120ZM122 186H123V185H122ZM207 186H209V185L207 184ZM212 186H213V185H212ZM235 186H236V185H235ZM246 186H247V185H246ZM0 187H2V185H1ZM31 187L29 186L30 189H31ZM41 187H42V186H41ZM41 187H40V188H41ZM47 187H48V186H47ZM56 187H55V188H56ZM66 187H68V186L66 185L65 188H66ZM72 187H73V186H72ZM74 187H75V186H74ZM74 187H73V188H74ZM84 187H85V186H84ZM84 187H83V188H84ZM98 187H97V188H98ZM175 187H178V188H179L178 185H176ZM194 187H195V186H194ZM210 187H211V186H210ZM232 187H233V185H232ZM232 187H231V188H232ZM240 187H241V186H239V188H240ZM257 187H258V186H257ZM261 187H262V186H261ZM17 188H18V187H17ZM20 188H21V187H20ZM24 188H25V187H24ZM38 188H39V186H38ZM45 188H46V187H45ZM45 188H44V189H45ZM60 188H61V187H60ZM60 188H58L59 191H61V189H63L64 187L61 188V189H60ZM65 188L63 189L64 191H65ZM79 188H80V187H79ZM79 188H76V189L79 190ZM87 188H88V190H90L89 187H87ZM91 188H92V187H91ZM94 188H95V187H94ZM101 188H102V187H101ZM103 188H104V187H103ZM116 188H118V187H116ZM116 188H113V190H114V189L116 190ZM119 188H121V187H119ZM119 188H118V190H120ZM202 188H203V186H202ZM202 188H201V189H202ZM234 188H236V187H234ZM258 188H259V187H258ZM11 189H12V187H11ZM11 189H10V191H12ZM21 189H23V188H21ZM21 189H19V191H20L19 193H21ZM27 189H28V188H27ZM33 189H34V188H33ZM50 189H51V188H50ZM52 189H54V188H52ZM52 189H51V193H52ZM71 189H72V188H71ZM85 189H86V187H85ZM92 189H93V188H92ZM98 189H99V188H98ZM98 189H97V190H98ZM105 189H106V187H105ZM121 189H122V188H121ZM123 189H124V191H125L126 188H123ZM123 189H122V191H123ZM15 190H16V189H15ZM17 190H18V189H17ZM25 190H26V189H24V194H26V197H27V193H28V192H26ZM28 190H29V189H28ZM36 190H38V189H36ZM45 190H46V189H45ZM48 190H49V189H48ZM55 190L57 191V189H55ZM55 190H54V191H55ZM81 190H82V189H81ZM99 190H100V189H99ZM102 190H103V189H102ZM111 190H112V189H111ZM113 190H112V191H113ZM126 190H127V189H126ZM128 190H129V188H128ZM202 190H203V189H202ZM209 190H212V189L209 188ZM214 190H216V189H214ZM227 190H228V189H227ZM234 190H236V189H234ZM237 190H238V189H237ZM261 190H263V189H261ZM1 191H2V190H0V192H1ZM6 191H9V190H6ZM30 191H31V190H30ZM38 191H39V190H38ZM43 191H44V190H43ZM64 191H63L62 193H64ZM83 191L85 192L86 190H83ZM103 191H104V190H103ZM107 191H108V190H107ZM109 191H110V190H109ZM116 191H117V190H116ZM116 191H115V192H116ZM122 191H119V193L121 192V195H122ZM178 191H179V190H178ZM229 191L231 192V190H229ZM36 192H37V191H36ZM46 192H47V190H46ZM49 192H50V191H49ZM66 192L69 193V192H71V190H70L69 192H68V191H66ZM75 192H76V191H75ZM77 192H78V191H77ZM81 192H82V191H81ZM84 192H83V193H84ZM87 192H88V191H87ZM96 192H97V194H100V192H99V193H98V191H96ZM96 192H95V193H96ZM212 192H213V191H212ZM212 192H211V193H212ZM214 192H215V191H214ZM218 192H219V191H218ZM226 192H227V191H226ZM1 193H3V192H1ZM17 193H18V191H17ZM19 193H18V194H19ZM22 193H23V192H22ZM29 193L32 195V198H33V196H35V195L32 194V192H29ZM29 193H28V194H29ZM57 193H58V192H57ZM73 193H74V192H73ZM102 193H103V192H102ZM105 193H106V192H105ZM113 193H114V192H113ZM116 193H117V192H116ZM216 193H217V192H216ZM234 193H235V192H234ZM11 194H12V193H11ZM30 194H29V195H30ZM38 194H39V193H38ZM40 194H42V191H41ZM45 194H46V193H45ZM49 194H50V193H49ZM60 194H61V192H60ZM64 194H66V193H64ZM84 194H85V193H84ZM108 194H109V192H108ZM117 194H118V193H117ZM124 194L126 195V192H125ZM188 194H190V193H188ZM214 194H215V193H214ZM217 194L219 195V193H217ZM220 194H221V193H220ZM224 194H225V193H224ZM227 194L229 195V193H227ZM237 194H238V193H237ZM15 195H16V193H15ZM21 195H22V194H21ZM81 195H83V194L81 193ZM110 195H112V192H111V194H109V196H110ZM113 195H114V194H113ZM185 195H186L188 198H191V197H189V196L187 195V193H186ZM211 195H213V194H211ZM231 195H233V194H230V196H231ZM263 195H264V194H263ZM2 196H3V195H2ZM6 196H7V195H6ZM10 196H11V195H10ZM18 196H19V195H18ZM39 196H40V197H41V196L44 197L45 195H39ZM46 196H47V195H46ZM77 196H78V194H77ZM123 196H124V195H123ZM190 196H191V195H190ZM192 196H193V194H192ZM221 196H222V195H221ZM230 196H229V198H230ZM8 197H9V195H8ZM11 197H12V196H11ZM11 197H9V198H11ZM14 197L16 198V196H14ZM19 197H20V196H19ZM19 197H18V198H19ZM21 197H22V196H21ZM24 197H25V195H24ZM28 197H29V196H28ZM30 197H31V196H30ZM35 197H36V196H35ZM37 197H38V196H37ZM83 197H84V195L82 196V198H83ZM115 197H117V196L115 195ZM218 197H219V196H218ZM225 197H226V196H225ZM3 198H4V197H3ZM38 198H39V197H38ZM41 198H42V197H41ZM79 198H80V196H79ZM112 198H114V197H112ZM122 198H123V197H122ZM221 198H222V197H221ZM231 198L233 199L232 196H231ZM231 198H230V200H231ZM0 199H1V197H0ZM4 199H5V198H4ZM36 199H37V198L34 199V202H35ZM39 199H40V198H39ZM42 199H43V198H42ZM118 199H120V197H119ZM157 199H158V198H157ZM2 200H3V199H2ZM2 200H0V202H1L0 205H2ZM14 200H15V199H14ZM21 200L23 201V197L21 198ZM24 200H25V199H24ZM158 200H159V199H158ZM223 200H224V199H223ZM226 200H228V199H226ZM226 200H225V202H226ZM233 200H234V199H233ZM6 201H7V200L5 199V201H4L5 203L3 202V203L5 204V205H3V207H5V206L8 204V205H7V208H8V209L5 208L6 210H9V207H10V210H13V211L15 212V211L17 210V207H19V206H17V203H16V202H18V201H16V202H15V201H14V202H11V201H10V203H7V202L9 201V199H8L7 202H6ZM120 201H121V200H120ZM19 202H20V201H19ZM23 202H24V201H23ZM25 202H26V201H25ZM41 202H42V201L40 200V203H41ZM43 202H44V200H43ZM143 202H145V200H144ZM146 202H147V201H146ZM167 202H168V201H167ZM223 202H224V201H223ZM21 203H22V202H21ZM35 203H36V205H37V200H36ZM120 203H121V202H120ZM151 203H152V202H151ZM151 203H148V204H150V206H151ZM165 203H166V202H165ZM165 203H163V205H164ZM220 203H221V202H220ZM232 203H233V202H232ZM24 204H25V203H24ZM43 204H44V203H43ZM142 204L145 205L146 203H142ZM170 204H171V202H170ZM222 204H223V203H222ZM225 204H226V203H225ZM18 205H19V204H18ZM22 205H23V204H22ZM36 205H35V207L37 208L38 205H37V206H36ZM40 205H41V204H40ZM40 205H39V206H40ZM167 205H168V204H167ZM230 205H231V204H230ZM23 206H24V205H23ZM41 206H43V205H41ZM145 206H146V205H145ZM150 206H148V207L146 206L147 209H150ZM165 206H166V205H164V207H165ZM169 206H170V205H169ZM169 206H168V208H169ZM1 207H2V206H1ZM1 207H0V208H1ZM35 207L33 206V208H35ZM43 207H44V206H43ZM142 207L144 208V206H142ZM235 207H236V206H235ZM235 207H234V208H235ZM15 208H16V210H15ZM19 208H20V207H19ZM19 208H18V209H19ZM25 208H26V206H25ZM41 208H42V207H41ZM45 208H46V206H45ZM166 208H167V206H166ZM168 208H167V209H168ZM1 209H2V208H1ZM1 209H0V212H1V211H6V210H4V209H3V210H1ZM21 209H22V208H21ZM38 209H40V208L38 207ZM42 209H43V208H42ZM42 209H41V210H42ZM235 209H236V208H235ZM19 210H20V209H19ZM24 210H25V209H23L22 212H20L21 215H22V213H23ZM36 210H37V209H36ZM45 210H46V209H45ZM143 210H144V209H143ZM145 210H146V209H145ZM13 211H12V212H13ZM17 211H18V210H17ZM17 211H16L15 214H17ZM38 211H39V210H38ZM38 211H37V212H38ZM148 211H149V210H148ZM25 212H26V211H25ZM25 212H24V213H25ZM39 212H43V211H39ZM44 212H45V211H44ZM44 212H43V214H45ZM234 212H235V210H234ZM234 212H233V213H234ZM3 213H4V212H2V214H3ZM9 213H10V212H9ZM26 213H27V212H26ZM26 213H25V215H26ZM251 213H252V212H251ZM5 214H7V216H8V215H9V214H8V211H6ZM13 214H14V213H12V214H10V215H13ZM18 214H19V213H18ZM37 214H38V213H37ZM43 214H42L41 216H43ZM238 214H239V213H238ZM249 214H250V213H249ZM253 214H254V212H253ZM3 215H4V214H3ZM25 215L23 214L24 217H25ZM39 215H40V214H39ZM251 215H252V214H251ZM0 217H3V216L0 215ZM5 217H6V216H5ZM5 217H4V218H5ZM16 217H17V216H16ZM18 217H20V214L18 215ZM18 217H17V220H18ZM36 217L38 218V216H36ZM44 217H45V216H44ZM240 217H241V216H240ZM253 217H254V215H253ZM8 218H9V217H8ZM37 218H36V219H37ZM42 218H43V217H42ZM2 219H3V218H2ZM10 219H11V217H10ZM10 219H8V220H10ZM13 219H14V218H13ZM20 219H21V217H20ZM253 219H254V218H253ZM3 220H4V219H3ZM14 220H15V219H14ZM21 220H22V219H21ZM21 220H20V222H21ZM38 220H39V219H38ZM6 221H7V220H5L4 223H6ZM10 221L12 222V219H11ZM22 221H24V220H22ZM41 221H43V220L41 219L40 222H41ZM0 222H1V221H0ZM37 222H38V221H37ZM37 222L35 221V224H36ZM9 223H10V222H9ZM13 223H14V221H13ZM13 223H12V224H13ZM7 224H8V223H7ZM10 224H11V223H10ZM15 224H16V223H15ZM20 224H21V223H20ZM20 224H19V225H20ZM39 224H40V223H39ZM13 225H14V224H13ZM17 225H18V224H17ZM38 226H39V225H38ZM18 227H19V226H18ZM18 227H16V229H17ZM35 227H36V225H35ZM39 228H40V227H39ZM230 229H231V228H230ZM17 230H18V229H17ZM40 231H41V230H40ZM246 231H247V230H246ZM246 231H244V232H246ZM232 232H233V231H232ZM232 232H231V233H232ZM234 232H235V231H234ZM38 233H39V232H38ZM246 233H247V232H246ZM246 233H245V234H246ZM223 234H224V232H223ZM225 234H226V232H225ZM229 234H230V233H229ZM229 234H228V235H229ZM231 235H232V234H231ZM231 235H229V237H230ZM234 236H236V234H235ZM238 236H239V234H238ZM225 237H226V236H225ZM246 237H247V236H246ZM262 237H263V236H262ZM226 238H227V237H226ZM231 238H234V237H230V239H231ZM239 238H240V237H239ZM242 238H243V237H242ZM258 238H260V237H258ZM258 238H257V239H258ZM223 239H224V238H223ZM228 239H229V238H227V239H225V240H228ZM234 239H235V238H234ZM262 239H263V238H262ZM0 240H1V239H0ZM236 240H237V239H236ZM236 240H235V242H236ZM1 241L4 242V240H1ZM96 241H97V240H96ZM231 241H232V242H231ZM231 241H230L231 244H233V240H231ZM261 241H262V240H260V242H261ZM221 242H222V240H221ZM227 242H228V241H227ZM238 242H239V240H238ZM258 242H259V241H258ZM241 243H242V242H241ZM261 243H263V242H261ZM1 244H2V246H0V247L5 248V247H4L5 244H4V245H3V243H1ZM222 244H224V243H222ZM228 244H230V243H228ZM231 244H230V245H231ZM263 244H264V243H263ZM232 246H233V248L236 247V245L234 246V244H233ZM238 246H239V245H238ZM263 246H264V245H263ZM261 247H262V246H261ZM239 248H240V247H239ZM0 249H1V248H0ZM5 249H6V248H5ZM234 250H235V248H234ZM237 250H238V249H237ZM263 250H264V249H263ZM233 252H234V251H233ZM233 252L231 251V255H234V254H232ZM239 252H240V251H239ZM90 254H91V253H90ZM236 254H238V253H236ZM236 254H235V255H236ZM91 255H92V254H91ZM105 255L109 256V255L106 254V253H105ZM235 255L233 256V258L235 257ZM88 256L90 257V255H88ZM107 256H105V257H107ZM239 256H240V255H239ZM111 257H112V259H114L113 256H111ZM237 257H238V256H237ZM86 258H88V257H86ZM86 258H85V259H86ZM107 258H108V257H107ZM109 258H110V257H109ZM90 259H91V258H90ZM86 260H87V259H86ZM88 260H89V258H88ZM109 261H110V259H109ZM111 261H112V260H111ZM89 262H91V261L89 260ZM84 264H85V262H84Z\"/></svg>",
  "mask_w": 264,
  "mask_h": 264
}]
</instances>
